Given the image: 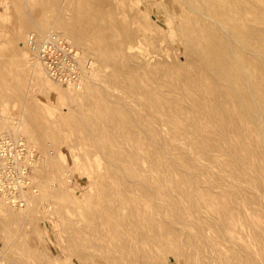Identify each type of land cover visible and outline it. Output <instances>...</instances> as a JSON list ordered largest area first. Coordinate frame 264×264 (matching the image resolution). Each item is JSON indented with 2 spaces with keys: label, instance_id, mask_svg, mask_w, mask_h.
Masks as SVG:
<instances>
[{
  "label": "rangeland",
  "instance_id": "rangeland-1",
  "mask_svg": "<svg viewBox=\"0 0 264 264\" xmlns=\"http://www.w3.org/2000/svg\"><path fill=\"white\" fill-rule=\"evenodd\" d=\"M88 1H90L91 3L90 2L88 3ZM88 1L87 0H79V1H77V0H0V150L3 151V154L0 155L1 156L0 165L5 167V168H3V167L0 166V174H7L8 173L7 177L9 178L7 180L8 181V186L7 187H4L2 185L0 186V264H82V263L83 264H115L116 262H117V264H121L122 262H125L126 264H129V263L132 264L133 261L136 262V263L133 262V264L134 263L135 264H139L140 262L142 263V261H144L145 259H149L150 260V258H149L150 255L152 257H153V255H155L153 257V259H155V261H153L152 258H151L152 262H155V263H152V264H190V263L192 264V261H193V264H194V262H199L197 264H201V263L205 264V262H206V264H224V263L225 264L226 263L227 264H238L239 262H240L239 264H252V263L253 264H255V263L256 264L257 263L258 264H264L263 263L264 262V260H263L264 259V253H262V252H264V236H263L264 234L261 233L262 234L261 235L258 232L260 230V227H263L262 225H264V193H263L264 192V160H263L264 159V154H263V156L261 154V152L264 153V149H263L262 145L260 146V144H258V148H257V146H255L256 142H258L256 138L259 139L260 137H259V135L256 134L257 133L256 131H255L256 133H253L254 130L252 128H254L253 127L254 125L252 124V122H251V124H250V121H247V120H243L244 122H242V119H243L244 116L241 115V112L240 113L237 112L239 115L237 113H235L233 115V117H234L237 114L238 116L236 115V117L240 116L239 117L240 119L237 118L235 120L236 117L234 119L233 118L232 119L235 121L234 124L237 123L236 121L238 119L241 120L240 122H242V123L239 122L240 127L241 126H242L241 128L245 127V130H242L241 133H240V131L238 130L239 129V125L237 123L236 131L234 132L235 136H233L234 139L236 140V143H237V141H240V138H241V142L240 143H242V141H244V142L248 143V145H249L243 151H242V148L240 147V150L243 152V154H241L242 156L238 155V154L242 153V152H239L240 150H239L238 146H239L240 143L237 145L235 143V140H233V139L231 140L232 137H231L230 134L234 131V128H233L234 126L230 127L229 129H227V131L229 132V130H231L233 128V131L231 130L230 133H229L231 138L227 137V136H229V135H227L228 133H226L227 131H225V133L224 132L222 133L219 130V133H222L221 135H223V136L226 135L224 140L228 139L229 141L231 140L230 142L234 141V142H232L233 144L231 143V145H233V146H228L230 144H228L227 141H226L227 145L225 143L224 144L222 143V142H225L222 139L224 137H222L219 134L221 136V138H219L220 136L218 135V130H216L215 127L213 126V125H215V126L219 125L218 123H220V122L217 121L219 119H215V122H214L215 124L214 123L211 124V122L207 121V119H208L207 117H206L207 118L206 120L203 119V118H205V117H202L203 115L198 117L200 114L199 115L197 114V116H196L197 119H196V117H195L196 111H195V113L194 112L190 113V110H192L193 108L197 107V105H196V103L194 105V103H193L194 101L191 102L192 100L191 101L189 100L191 103H193V105H192L188 101V97H186V96L189 94L188 96H189L190 99L192 97H194V96L196 98H199L197 96H201L203 88L207 89V85L205 86V85L201 84L203 88L202 87L199 88L200 84H198V79H199V77H201L199 74H201V72H203V71L200 69L201 70V71L199 70L200 73L196 72L199 69L198 65L200 63H199V61H197L194 58H192V56L189 54V50H188V48L186 46L187 42L185 40V37H183L180 34L181 33L180 27L182 26L183 23H185V17H186V13L184 12L185 13V17H184V14H183V11H182L183 10V6L181 4V1L180 0H123L122 2H125L124 5L121 4L122 2L119 3L121 0H114V1L113 0H108V1L100 0L102 2H99L97 0L96 2H98V3H96L95 0H94L95 3L93 2V0L92 1L88 0ZM103 1L106 2L105 3L106 5L103 4L104 3ZM107 2H110V3H107ZM128 2L131 3L133 8L131 7V5ZM86 4H87V6H86ZM89 5L91 6V8H90ZM112 5H115V6H112ZM111 6L115 7V8L116 7L119 8V6H120V8L119 9L116 8V10H115ZM99 7L102 8V9L100 10ZM130 8H132V9H130ZM120 9H121V11H118ZM137 11H139V12H137ZM174 11H175V13H174ZM107 12L109 14H107ZM135 12H137V13L135 14ZM177 12H182V16L180 15L181 18L183 17L182 19L180 18V16H177V15H179L181 13H177ZM137 14H139L138 15L139 18L137 16ZM107 15L108 16L111 15V17H110L111 19L108 18ZM122 15H124V19L125 20L122 18L123 17ZM102 16H103V18H104V16H106L107 20L106 19L104 20L102 18V21H100ZM134 17L139 22H141V26H140V23L138 24V21H136V19ZM132 18H134L135 21H133ZM142 18L143 19L146 18V20L145 19L141 20ZM168 18H170V19H168ZM179 18H180V20H179ZM46 19L48 20V22L46 21ZM50 19H52V20H50ZM110 20L113 21V22H111ZM121 20H124V21H122L121 24H119ZM172 20H173V22H171ZM41 21L42 22L45 21V24L42 25L43 23ZM131 21H133V23ZM142 21H144V23L146 21V23L143 25ZM179 21H181L182 23H180ZM186 22H187V20H186ZM75 24H77V25H75ZM112 24L114 26L116 25L115 26L116 29H115L114 26L111 28ZM122 24L123 25L125 24V25L123 26ZM41 25L44 26V27H42ZM119 25H122V26H119ZM145 25H147L148 28H146ZM74 26H75V28L76 27L77 28L74 29ZM172 26L173 27L175 26L174 27L175 30L178 29V31L176 30L177 32L175 30L172 31L173 35L178 33V35H181L182 38H178L177 37L178 35L176 37L175 36L173 37L172 33H170V31H169L170 29L171 30L173 29ZM19 27H21V28H19ZM66 27H68V29L72 31L71 34H73L75 39L70 34L71 31H69ZM71 27L74 29L75 32L72 30ZM80 27L83 29V31H84L83 34H85V35L80 34L82 32V29ZM85 27H89V29L87 28L89 30L88 31L89 33H87V30H86ZM122 27H124V28H122ZM125 27L127 29V30H125V31H127L126 32V36L123 35L124 34L123 30L125 29ZM143 27L146 29L145 31H144ZM36 28L37 29L39 28V30L35 32V30H37ZM18 29H19V33H18ZM62 29H65V30H62ZM90 29L92 30V32H90L91 31ZM112 29L115 30V31L117 29H120V30L123 29L121 31V36L119 35L120 32H116L115 33ZM140 29H141L142 33L139 31ZM49 30H51V31H49ZM120 30H118V31H120ZM132 30H133V32H132ZM53 31L54 32L57 31L58 34L57 33L56 34L60 36L61 40L63 41V46L68 48L67 49L68 52H65L64 50H59V52H60L59 56L61 58H60V60L57 59L56 62L54 64H52L53 66H50L51 67L50 68L48 66V64H46L39 57H37L34 52H32L30 50V52H31L30 53L27 50V48H25L23 46L21 47L20 45H22V43L25 42V38L27 37V35L30 32H35L37 35H40V33L41 34L42 33L47 34V33H53ZM58 31L62 34V36L63 35L64 36L62 37ZM168 31H169V33H168ZM76 32H79V33H77L75 35ZM93 32L96 33V37L95 38H94L95 33H93ZM110 32H112V33H110ZM129 32H131V34H132L131 37H130L131 34H129ZM138 32H140V33H138ZM66 33L68 34L67 36H66ZM91 33H92L93 36L92 35L90 37L87 36V35H90ZM97 33L99 34V36L101 35L103 37L100 36L101 37L100 38ZM111 34H113L114 37ZM115 34H117V35H115ZM170 34H171V36H169ZM78 35L79 36L82 35V36H80V37H82V40H81V38H79ZM104 35H105V37H104ZM118 35L120 37L124 36L123 37V38H125L124 44H123V40H121L123 38L120 39V37ZM24 36H26V37H24ZM76 36H78L77 37L78 41L76 40ZM84 36L88 37V38L86 37L87 40L84 39ZM116 36H117V39H115ZM118 37H119V40L121 42L118 40ZM172 37H173V39L176 38L177 40L175 39V41H174L172 39ZM62 38H64V39H62ZM170 38H171V41H170ZM179 39H183L182 40L183 42L180 41ZM79 40L81 41V43L79 42ZM82 41L87 45V47H84V44H82ZM87 42L89 43V45H88ZM116 43H118V45L121 44V45H119L121 47L120 48L117 47L118 45ZM183 44H184V48H183ZM97 46H99V47L96 48ZM178 46H179V48H178ZM90 47H92V49H93L92 53H91V48ZM77 48H78V52L79 53L76 51ZM105 48L109 49V51H107V53L108 52H112L113 53V54L109 53V54H111L112 57L114 56L113 58L115 59V63L116 64H114L113 67H112L111 64H108L110 66L107 68L108 65L106 63H114L113 62L114 60H112V58H111V56H109V54L107 55V53H105L106 52ZM23 49H24V51H23ZM101 49H102V51H101ZM89 51H90V53H89ZM95 51H97V52H95ZM94 52H95V55H94ZM100 52L101 53L104 52L105 55L102 54L103 56H101ZM64 54L66 56H64ZM76 54H77L78 57L76 56ZM81 54H82V56H81ZM99 55H100V57H99ZM28 56H30V57H28ZM23 57H24V59H23ZM97 57H98V59H97ZM81 58H83V59H81ZM90 58H93V60H91ZM94 58L97 60V62H96V60H94ZM105 58H107L106 61H105ZM186 58H187V60H185ZM108 59L110 60V62H108ZM188 59H190L192 61L193 65L191 64V62H188ZM32 60H35L36 63H35V61H32ZM62 61L64 63H62ZM90 61H92V62H90ZM86 62H87V64H86ZM101 62L103 63L102 64L103 66L104 65L106 66V67L105 66L103 67L101 65V67H103V70L101 69V67H98V65L100 66ZM120 62H121V64H120ZM176 62H177V64L179 63V67L177 65H173L174 63L176 64ZM90 63H91V65H90ZM92 63H94V65ZM187 63L188 64L190 63L189 64L190 68L188 67L189 65H187ZM34 64L38 65V70L39 71L36 69L37 65L35 66ZM159 64L161 66L163 64H165V65L168 64L167 67H169V65H171V67H169L166 70V67H164V65L161 67ZM181 64H182V66H181ZM43 65L44 66L46 65V67H44ZM92 65H93V67H92ZM117 65H119V66L117 67ZM90 66H91V68H90ZM174 66H176V67H174ZM184 66H185L186 69H182V67L184 68ZM192 66H194V67H192ZM33 67H36L35 69L38 72H40L39 73L40 75L38 74L39 77H37V74H35L37 71L34 70ZM39 67H41L42 69L39 68ZM94 67L97 68V69L95 68L97 71L94 70V72H93L92 69H94ZM177 67L178 68L181 67V69H180L181 72L183 70H185V72L184 71L182 73L179 72V73L182 74V75H179L177 73L179 71ZM191 67H192V70H191ZM44 68H45V71L46 70L49 71L50 69L51 70L54 69L55 72L58 71V72H56V74L57 73H61L62 78H59V77L55 76V77H57L58 80L57 79H56V81L48 80L51 83L48 82V81L44 82L43 80H46V78H47V77H45L44 79L42 78L43 74L45 75V73L41 72ZM104 68L106 69V71H105ZM172 68L173 69H177V71L176 70L174 71ZM187 68H189L190 70L187 69ZM82 69H85V70H82ZM160 69L163 72H161ZM252 69L255 70V66H253ZM116 70H117V72L114 73ZM172 70L175 72L173 76L175 77V75H176L175 79L178 78L179 81L178 80H174L173 78H171L172 76L169 74V72L170 71L172 72ZM193 70H194V72H192ZM254 70H252V72H254ZM95 71L98 72V75L95 74ZM110 71H112V73H109ZM118 71L120 72V75H119ZM167 71H168V73H167ZM187 71L190 74H192V73L195 74V75L197 74L195 76L196 78L198 77V75H199V77L197 79H194V80L193 79L189 80L190 77L191 78H195V77L188 75L189 73L186 75ZM41 73H42V75H41ZM104 73H105V75H104ZM162 73H164V75H162ZM67 74H68V76L64 78L63 76L64 75L66 76ZM86 74H87V76H86ZM160 74L164 78H167V77L169 78L170 77V79H166V80L164 79L166 81V82H164L163 81V77L159 76ZM166 74H167V77L165 76ZM171 74H173V72ZM183 74L187 76V77L185 76L184 79L187 80L188 83L185 80H183V77L181 78V76H184ZM82 75H84V76H82ZM95 75H96V77H95ZM108 75L110 77H108ZM113 75H114V78H116L115 80H113L114 78H111ZM201 75H203V73ZM156 76H157V78H156ZM151 77H153L154 79L153 78L151 79ZM186 78H188V79H186ZM47 79H49V78H47ZM75 79H77V80H75ZM102 79H103V81H102ZM160 79H162L161 82L163 81L165 83V85H163L164 83L163 84H161V83L158 84L159 83L158 81ZM80 80H82V81H80ZM106 80L107 81L110 80V81L106 82ZM154 80L155 81L157 80L158 83L155 82ZM167 80L170 81V85H167V87H165L166 84H169L167 82ZM196 80H197V83L194 84L193 81H196ZM59 81H61V82H59ZM152 82H154V83H152ZM175 82L177 83V85L179 87L176 85ZM173 83L177 86V90L174 89V87L171 89ZM180 83H181V85H180ZM186 83L187 84L190 83V85H191V83H193L191 85L192 88L189 85H188V88H186L187 85H184ZM75 84H76V86H75ZM129 84L131 86H129ZM132 84L133 85L135 84L137 86V87L136 86L135 87L139 89L138 90V89H136L134 87L135 91L137 93H138V91L142 92L144 94V96H141L140 95L141 93L137 95V93L135 92L136 95H137V98H135L134 96H136V95L133 96L134 88H132ZM147 84H151V85H147ZM154 84H155V87L157 85L158 88H160L159 89L160 92L157 91L158 88L156 90L155 87H150V86H152ZM174 84H173V86H174ZM48 85H50V86L48 87ZM114 85H116V86H114ZM143 85H145V89L143 88L144 87ZM159 85H161V86H159ZM107 87L110 88V89H108ZM149 87L152 88V90H153V88H155L156 91L152 92V90ZM84 88H85V90H84ZM114 88H116V89H114ZM126 88H128L129 90L126 89ZM141 88H143V89L141 90ZM147 88H148V90H147ZM167 88L171 89V90H167ZM183 88H185V90H183ZM194 88H196L197 90L194 89ZM161 89H164L163 91H166L168 96H167V94L165 92H162ZM187 89H189L190 93H188ZM174 90H175V92H174ZM182 90H183V92L185 91L184 95H183ZM144 91L146 92V95L148 94L147 95L148 96L147 99H145V101L147 100L145 103L148 102V105H149V103L152 102L153 104L156 105V107H155V105H152V103H150V105H149L150 107L153 106V109H154V110L153 109L151 110V108L149 109V111L151 110V112L154 111V112H152V115H151V113L149 111H148L149 115L147 114L148 112H147L146 108L147 109L149 108L148 105H145V110L146 111L144 110L147 113L141 111V109L144 108V106L138 101L142 100L141 102L143 104H145L143 102L144 101L143 98L145 97ZM198 91L201 94L198 93ZM101 92H103V93H101ZM114 92L117 95L114 94ZM194 92L198 93L200 95H198V94H197V96H196V94L193 95ZM155 93H158V94L155 95ZM159 93H165L163 98L167 96V98L163 99V102L161 101L162 97L159 96V95H162V94H159ZM178 93H179V95H178ZM126 94H127V96H126ZM173 94L177 97L176 99L178 100V102L174 101V104L176 102L177 105L178 104L182 105L181 107H183V105L186 106V107L185 106L183 107V111L182 112H181V108L177 109V111L180 110L179 112H176V110H173V111H175V112H172L173 115L175 113H178V115H179L180 113H183L184 110H186V109H188V110L185 111L186 113H188V111H189L191 116L193 115V117H191V116H189L186 113H184L185 115L183 114L185 117L186 116L190 117V118L186 117L185 118L186 120L184 119V123L182 125L185 128H186V125H184L185 123L188 124V122L190 123L191 121L202 122V123H200V125H199V122H198V124H197V122H194V123H196V126H195L196 129L193 128L194 123L191 122V124H188L190 126L189 127L187 125L188 129L190 128L189 131L188 130L186 131L188 134L184 133L185 131L182 132L183 130H186L185 128L180 127L181 126V124H180L181 122L180 121L183 122V120L180 119L179 124H175V122H172L173 120L172 121L170 120L173 116L171 117V115H170V119L167 118L168 111H167L166 107H168L169 105L173 106L174 104H172V103H173L174 99L170 100V102H172V103L169 102L170 104L168 102L166 104L165 101L168 98L169 99L174 98ZM185 94H187V95H185ZM211 94L214 96V94L212 92H211ZM211 94L209 93V94L206 95L207 98L208 97H209V99L211 98L210 101L213 100ZM128 95H129V97L132 98V100L133 99L134 100L132 101L131 98H128ZM153 95H155V97ZM170 95L173 96V97H171ZM180 95H182V97ZM138 96L140 98H138ZM141 97H142V99H141ZM151 97H152V100H151ZM179 97H181V99L184 100L185 103H184V101L182 102ZM117 98L119 99V101H118ZM124 98H126V99H124ZM114 99H117V100H114ZM137 99H140V100L137 101ZM159 99H161V100H159ZM209 99H206V101H209ZM122 100H124V102ZM135 100H136V102H134ZM158 100L160 102H162L161 103L162 105L160 104V102H156ZM154 101H155V103H154ZM179 101H181L184 104L179 103ZM93 102H94V104H93ZM131 102H132V104H131ZM209 103L211 104V102H209ZM212 103H214V100L212 101ZM134 104H135V106H134ZM138 104H139V107H138ZM157 104H158L159 107H160V105L164 107V108H162L164 111L163 110H162L163 112L161 111L162 114L165 111H167V112H165L166 114L164 116L167 118L166 120H168L167 121L168 124L165 123L166 120L164 121L165 117L163 115H162L163 117L160 115L161 114L160 113V109L161 108L159 109V107H157ZM176 104L174 106L177 107ZM186 104H188V105H186ZM84 105H85V108H84ZM96 105H97V108H96ZM179 105H178V107H180ZM199 105L200 104H198L197 108H199ZM189 106H190V109H189ZM209 106H211V105H209ZM129 107H131V108H129ZM125 108H126V110H125ZM156 108H158V109H156ZM129 109H130V111L134 110V114L130 113ZM168 109L170 110V107ZM99 111H100V113H99ZM136 111H137V113H136ZM171 111L172 110L169 111L168 115L170 114ZM139 112L140 113H145L143 115L140 114V118L141 119L138 117L139 116L138 115ZM135 113L138 116L136 115L135 119H133V117L135 116ZM146 114L149 117L153 116L154 114L157 115L158 117L156 116V119H150V122H149V119H148L149 117H147ZM141 115H142V117H141ZM175 115H176L177 118L175 117ZM175 115H174V118L176 120H179L178 119L179 118L178 115L177 114H175ZM126 116H128V117H126ZM182 116H181V118L183 119ZM153 117H155V116H153ZM136 118L137 119L139 118V120H138L139 123H136V121H137ZM145 118H147L148 120H146L145 124L143 123L144 124L143 128L145 129V126H147L148 128H146L144 130L140 125H141V122H144V120H142V119H145ZM157 118H160V123L157 120ZM91 119H92V121H91ZM187 119H191V120H187ZM151 120H154V122L157 121L160 126H156V125H158V124H156L157 122L154 123ZM263 120H264V118H263ZM119 122L120 123L122 122V123L120 124ZM126 122H128V123H126ZM147 122L149 124L153 123V125H150L151 126L150 127V126H148L149 124ZM171 122H172V125H171ZM176 122H178V121H176ZM132 123L133 124L135 123L134 126H137V124H138L137 128L133 126L137 130V131H135V133L138 136H137V138H135L136 140L135 139H131V141H133V142L135 141V143L130 145L132 142H130V144L128 143V141H129L128 140L129 138H127L128 135H126V136H124V135L127 132H128L127 134H129V130H130L129 137L131 136L132 133H134L133 131H131L132 130L131 129V127H132L131 125H133ZM146 123H147V125H146ZM163 123H164L165 126L163 125ZM206 123H207V125H209V128H207ZM221 123H222V121H221ZM247 123H249V126L250 125L251 126L253 125V126L247 128V126H248ZM124 124H125V126H124ZM166 124L169 125V126L167 127ZM201 124H203V125H201ZM174 125H176L178 128L175 127ZM204 125L206 126V128H205L206 133L213 131V128L211 129L210 127L211 126L214 127V133H216L219 136V137H217V135H216V139L214 140V142L217 145V143L220 142V141H218L220 139L221 143H222L220 145L225 146L224 148L221 146L222 149L220 150V152L223 151L224 149H227V148L231 147V149L225 150L226 152L223 151L225 154L223 152H221L224 155H226V156H224L225 160H223V157H222L223 154H220V152H219V150H218V148L216 146H215V148H217V149L212 148L214 146V145L213 146L211 145V144H213L211 142V141H213V139L212 140L210 139L211 141L209 140V142L205 140L206 141V145H207V143H210V147L209 146H207L206 148L204 147L203 142H205V141L203 140V138L205 136H207V135H204V134H206L205 131H203L204 130V128H203ZM220 125L216 126L217 129H220ZM118 126H119V130H118ZM126 126H128V127H126ZM154 126H156V127L152 131V128ZM198 126L199 127L203 126V127H201L202 130L201 129L198 130L197 129ZM123 127L125 129L126 128L128 129V130L127 129L125 130L126 131L125 134H124L125 131L122 132L124 130ZM158 127H161L160 128L161 130H166L167 128H169L172 131H170L169 133H166V132H168L167 130H169V129H167L166 132L165 131L162 132L161 130H157ZM191 127L194 130L191 131V129H192ZM139 128H141V131L138 130ZM135 129H133V130H135ZM174 129H176V130L174 131ZM179 129L180 130L183 129V130L180 131ZM246 129H248V131H246ZM249 129L252 132L249 131ZM142 130H143L144 133H142ZM94 131H95V133H94ZM138 131L140 133H142V134H145V135L138 134L139 133ZM147 131H151V132L148 133ZM160 131L163 134L166 133L169 136H170V133H171V137H172L171 140H173V139L176 140V137H177L176 134H179V135L183 134V135L180 136V138L183 137L184 139L183 138L180 139L178 137L176 141L173 140L174 142H176V145H174V144H172L173 142L170 140L171 137H169V136L167 137L166 135L163 136V134H161ZM198 131H200V132H198ZM99 132H100V134H99ZM154 132H155V135H154ZM157 132H159L160 134L158 133L159 135H156ZM135 133L132 135V137H134V136L136 137ZM189 133H191V134L193 133L192 134L193 136L191 134H189ZM201 133H202V135H204V137L201 136ZM211 133H208V134H211ZM234 133H232V134H234ZM236 133H237V135H236ZM249 133H251V135ZM172 134H174L176 137L174 135H172ZM247 134H248V136H247ZM89 135H90V137H89ZM101 135H102V137H100ZM121 135H123V137H121ZM140 135H142L143 137H140ZM151 135H152V137H151ZM185 135H186V137H184ZM239 135H240V138H239ZM83 136L86 137V138H84ZM144 136H148V138L146 139V137H144ZM157 136L162 137L163 140L162 141H161V139L159 140V137L157 138ZM165 136H166V139L169 138L168 141L165 139ZM195 136H197V137L200 136V139L198 138L199 140L197 139V137L195 139L198 142L193 140V138ZM214 136H215V134H214ZM254 136L256 137L255 138L256 142L253 141V139H254L253 137ZM104 137H106V138H104ZM209 137H210V135H208L206 137V139L208 140ZM138 138L141 139L140 141L142 143L138 140ZM185 138H187V139L191 138L193 141L187 140ZM217 138H219V139H217ZM263 138H264V134H263ZM101 139H102L103 142L101 141ZM149 139H151V140H149ZM157 139H158V141H157ZM178 139L180 140V142H179ZM201 139L203 140V142H202ZM19 140H20V142H19ZM144 140H146V141L144 142ZM154 140H155V142H154ZM185 140L188 141V142L187 141L186 142L189 144L188 145L189 147L191 146V148L193 146L195 147L196 143H198L197 145L200 144V146H199L200 148L199 149H201V154L202 155H203V151L206 150V152L204 151V155L202 156L199 153L200 150L198 149V147H195V148L193 147V149H191L188 146H186L187 143L185 144V142H184ZM136 141L140 142L139 143L140 145H142V144L144 145V143H145L144 146L142 145L144 148H145L146 145H147V147L150 146V149H146L147 147L145 148L149 152L148 151L145 152L143 147L141 148L139 146L138 142H136ZM160 141L163 144L166 141L165 142V144H166L165 147L167 148L166 152H165V147L163 146V144ZM182 141L184 142L185 148L183 147V145L180 146V143L183 144ZM151 143H155V144L148 146V144H151ZM111 144H113V145H111ZM114 144H116V146ZM137 144L139 146L138 148L140 149V151H138L139 149L137 148ZM160 144L163 147H161ZM177 144L179 145V147H177L178 146ZM235 144L237 145V147H236ZM134 145H135V147H133ZM156 145H157V148H156ZM121 146H122V148L124 150L121 148ZM130 146H132V147H130ZM170 146H172L171 147L172 148L171 151H169L170 149H168V147L170 148ZM226 146H228V147L226 148ZM202 147H204V148H202ZM208 147L210 149L211 148L213 149V150L211 149L212 151L209 149V151H211L212 154L214 153V155L216 154L215 157H214V155H212L207 150ZM218 147H220L219 143H218ZM259 147H262L263 151H261V149ZM110 148H112V149H110ZM114 148H116V149L114 150ZM152 148H153V150H152ZM236 148H238V149H236ZM107 149H109V150H107ZM135 149L137 150V151H135L136 153L133 151ZM176 149H177V152H176V154H174ZM194 149H195V154L193 153L194 151L192 152V150H194ZM118 150H120V153L122 152L121 153L122 155L120 154L121 156H123L122 159H124L125 157L128 158V159H125V163H122V162H124V160L122 162H119V161H121V158H117L116 159V157H120V155L116 156V154H117L116 151H118ZM128 150L132 151L134 154L131 153V156H130V154L128 153L129 155H127L126 152H128ZM173 150H175L174 153H173ZM228 150H231V151H228ZM110 151H111V153H110ZM143 151H144V153H147V152L150 153L149 156L151 158H149V156L147 155L148 153L145 154V156H146L145 157ZM184 151H186V153L188 152L187 155H189V156L194 154L193 156H190V158L188 159L190 161L187 160V158L189 156H186V153H183ZM244 151H246V153L247 152H249V153L247 155H245L246 153ZM137 152L138 153L142 152V153H140V154H143L142 158L138 157L140 154H138ZM158 152H160V153H158ZM179 152L182 153V154H179ZM208 152H209V155H208ZM228 152H230V156L231 157L228 155L229 154ZM231 152H233L234 154H232ZM236 152L237 153L239 152V153L236 155ZM164 153L165 154L169 153V154L166 156V155H164ZM123 154H125V155H123ZM156 154H157V157L162 158L161 156L164 155V158H166V159L162 158L163 161L161 163V164H163V162L166 161V163L164 162L166 164V166L164 164V166L166 167V170L163 167V165H161V164H160L161 166L159 165L160 167H162L165 170V172H163L164 170L162 168H160L163 173L160 171L158 166H156V169H154V167H155V166H153V165H155L154 163L156 162V160L158 161V159H160V158L155 157ZM210 154H211V157H210ZM218 154H219V157H221L220 160L221 161H225L224 163H226V165L221 163L222 167H225L227 169V167H229V164H227V163H229V161H230V167L229 168L231 169V171L229 170V174L226 173L227 170L225 168L223 169L221 167V164L220 165L218 164V163H220V161H216L215 160V159L218 158ZM109 155H111V156H109ZM180 155L183 156L182 160H181L182 157ZM195 155H197V157L199 155V157L196 158V159H193V158H195ZM205 155L207 157H210L211 161L214 160L212 162L215 165H213L212 162L208 158H207V160H208L207 161L205 159L206 158ZM244 155L246 156L245 158H243ZM177 156H179V157L176 158ZM28 157H30L29 161H28ZM131 157H132V159L134 157V159L132 160ZM135 157L139 158L137 161H139L141 159V163L139 162L140 164L138 162L136 163V161H134V160L137 159V158L135 159ZM232 157H234V158H232ZM237 157L240 158V159H238ZM154 158H156V159L153 161ZM191 158H192V160H191ZM118 159H119V161H118ZM169 159H171L172 163H170L171 161ZM184 159H186V160H184ZM197 159L198 160L199 159L200 160L204 159L203 162H205V164L202 161H200V160H199L200 163L197 162ZM113 160L117 161L116 162L117 164L113 163V162H115ZM127 160H129L131 162V163H128V164H131L132 167L134 165L135 168L133 167V169H130L128 165L126 166ZM174 161H176V162H174ZM191 161H192V163H191ZM193 161H194V163H193ZM206 161L207 162L210 161L211 165L207 164ZM226 161H228V162H226ZM148 162H150L152 164V166H150V163H148ZM244 162H245V165H243ZM145 163L146 164L148 163V164L146 165ZM177 163H179V166H177L178 165ZM156 164H157V162H156ZM116 165H118V166H116ZM172 165L173 166L175 165L173 167V169L175 168L174 170L171 169ZM180 165L182 167H180ZM203 165H206V168H204ZM242 165L245 166V167H243ZM247 165H248V167H247ZM139 166H140L141 170H140ZM145 166L146 167L148 166V168H149V166H150V168L153 167L152 168L153 172H152L151 169H149L150 170L149 171L148 168H146ZM201 166H202V169H199ZM212 166L213 167L216 166V167L213 168ZM168 167H169V170H168ZM178 167H179V170L176 169ZM143 168H145V173H148L149 175L144 173V171L142 170ZM195 168H197V169L195 170ZM244 169H245V171H243ZM117 170H118V172H117ZM155 170H156V172H155ZM121 171H123V172H121ZM175 171H177L176 172L177 174H175ZM188 171H190L191 175L189 174ZM215 171H218L219 174L221 175V176H218L219 179H220L219 180L220 183L217 181L218 182L217 185L212 183V182L217 183V182H215L216 180H214V179L218 180V177H216V176L219 175V174H218V172L215 173ZM233 171H235V173ZM157 172H158V174H157ZM170 172L173 173V174L171 175ZM213 172H214V174H212ZM119 173H121L120 176H119ZM139 173H140V175L138 176ZM150 173L151 174L155 173L156 175L155 174L151 175ZM165 173L167 175H165ZM185 173L187 174L186 176H188V175L191 176V178H189L190 180H188V177H190V176L185 177L189 182L185 178H184L185 180L182 178L183 174L185 175ZM195 173L198 174V175H196ZM199 173H200V175H202V177L199 176ZM20 174H21V176H20ZM116 174L118 175V177H117ZM124 174L126 176H129V177H124L123 176ZM209 174H212L211 175L212 177ZM135 175H136V178H135ZM153 175H155L154 177L156 178L155 179L156 181H153L154 177H153V180H151L152 179L151 176H153ZM157 175H160V176H158V180H157ZM169 175L172 177V179H171V177ZM180 175H182L181 176L182 179L180 178ZM146 176L147 177L149 176L148 178H151L149 180L150 182H148L149 183L148 185L146 184L147 182H145V181H148L147 180L148 178ZM161 176L164 179H162ZM175 176H177L179 179H181L182 181L184 180V181L182 183L180 182L181 184L177 183V181H179V179L177 177H175ZM232 176H234V177H232ZM116 177L118 178V180H117ZM120 177H121V180L123 178H126V180L123 179L122 182H121ZM143 177H145L146 179L143 178ZM194 177H196V178H194ZM206 177H208L209 184L211 183L210 186H208V184H206V182H207V178ZM213 177H214V179H213ZM220 177H222V180H223L224 183L222 182ZM225 177H228V178L226 179ZM137 178H138L139 181H143V182L142 183L140 182V184H138L139 181H137L138 183H136V181L134 179L137 180ZM159 178H161V179H159ZM201 178L204 179L206 182L204 180H202ZM209 178H211V179H209ZM235 178H236V180H235ZM111 179H112V181H111ZM166 179L168 180L169 183L166 181ZM192 179H194V180L196 179L198 181L197 182L195 180L196 187H192L194 185V181ZM212 179L214 181H212ZM231 179H232V181H230ZM248 179L251 181V183L249 182ZM25 180H27V181H25ZM65 180H66V183H65ZM127 180L128 181L131 180V182H128ZM161 180H162V183H160ZM191 180H192V182H191ZM116 181H118V182H116ZM124 181H127V182L125 183ZM157 181L159 183H157L158 185L155 183V185H157L159 188L157 186H155L154 183H153V182H157ZM200 181L205 183V184H202ZM103 182H105V183H103ZM172 182H173V184H172ZM190 182L192 184L189 185ZM228 182H231L230 185H229ZM254 182L257 183V184H255ZM129 183H131V185L133 187L132 193H131V190H129V188H128V187H130ZM135 183L137 185L134 186ZM197 183H199V185L202 186V187L200 186L201 189L204 186H206V185L209 188H206L207 186L204 187V188L210 189V187L213 184V189L211 187L210 190H212L213 192H215V190H216V192H217L216 194L217 195L213 194L212 191L205 190V189H202L203 190L202 191L200 189L201 192L202 193L204 192L203 194H205V195H203L200 192L201 193L200 196H199L200 198L199 197L198 198L202 202H199L198 198H196L198 196V194H199L197 192V195H196V191H198V189L196 191H194L195 188H197V187L199 188V185H197ZM142 184L144 186H142ZM151 184L153 186H151ZM160 184L163 185V188L165 187V190H167V192H165V193H168V194L164 193L166 195V197H164L163 194L161 195V193H163L164 189L162 190V186ZM166 184H168V186H169V184H172V185H170L171 188H168ZM184 184L188 185L187 186L188 191H189V189L191 190L188 193V195L189 194L190 195L192 194L193 196L195 195L193 198L189 196L190 197L189 200L191 199L190 200L191 201V206H192V203H193L194 208L193 207L192 208L198 210V211L196 210L197 214H196V212H194L195 210L193 211V209H191L190 207H187L188 203L190 204V202L187 199L188 196L184 197V199L186 198V201L184 199L182 200V197L184 196V194L186 195V193L188 192L183 187V186H186ZM223 184H225V185H223ZM115 185H116V187H115ZM124 185H125V187H124ZM139 185L142 186L141 189L139 188L140 187ZM178 185H179V187H178ZM181 185H183L182 187L184 188V191H186V193L183 191V188L180 187ZM231 185H232V187H231ZM117 186H119L118 187L119 189L117 188ZM121 186L124 189L121 188ZM145 186H146V188H145ZM154 186H155V188L157 187L158 190L155 189V190L152 191V188ZM174 186L176 188H179L178 190H180V191L177 190L178 193H180L182 191L184 192V194H183V192L181 193V195H183V196H180V194H179L178 195L179 198H177L178 196L176 197V195L178 193H176V195L174 197L175 192H177L175 190ZM32 187H34V188H32ZM132 187H130V188H132ZM143 187L145 189H147L148 187L149 188L152 187V188H150V191H148L149 190V188H148L147 192H145L146 190ZM160 187H161V190H162L161 192L159 191ZM214 187H217V188H214ZM224 187H226L228 189V191L230 190L229 191L230 192L229 197H228V193L229 192ZM229 187H230V189H229ZM254 187H258V191L259 192L257 191V188H254ZM116 189H118V190H116ZM121 189L123 191H120ZM143 189H144V191H143L144 193L142 192L143 194L142 193L140 194V192ZM168 189L170 191L172 190V193H171V194H173L172 197H170L171 195H170V191ZM173 189H174L175 192L173 191ZM217 189L220 190L221 194L222 193L224 194L223 191L226 190L225 194L227 195L228 199H223V198H227V197H224L225 194L224 195L222 194L221 195V196H223L222 198L218 197V200H220V198H221L220 201H217V199L214 200V198H216L218 196V194H219V190H217ZM247 190H248V192H247ZM125 191L127 192L126 193L127 195L124 194ZM207 191L211 192L212 195H216L215 197H213L211 194L208 193L210 198H211V196L213 197V200H214L213 202H215V203L216 202L217 203L220 202V204H217V203L216 204L217 205H221L222 204V206H216V204L215 205L213 204L211 206V204L213 203L211 201L212 198L211 199L209 197L207 198V196H208ZM109 192L111 193L112 197H111V195L109 196V194H110ZM120 192H122L123 194L122 193L120 194ZM150 192L152 194H150ZM156 192H157L158 195L156 194ZM158 192H160V193H158ZM236 192L238 193L237 195H236ZM145 193H146V195L148 193V194L151 195V197H153V200H152L150 195H147V196H149V198L147 199L148 203H147V201H146V203L148 204V208L150 210L147 208V205H146L145 201L143 200V198L146 197V195L142 196L143 198L141 197V195H144ZM193 193H195V194H193ZM114 194H115V196L117 198L113 196ZM117 194H118L119 197L117 196ZM139 194H140V196H139ZM239 194H241V195H239ZM95 195H96V197H95ZM107 195L109 196V198L111 197L114 200V202L112 201V199H108ZM13 196L16 197V198L14 199ZM73 196H74L73 200L75 199L74 200L75 202L73 201L75 205L72 204L73 205L72 206L71 205L72 200H68V197H73ZM76 196L79 198V201H80L79 203L80 204L76 203L78 201V198H75ZM120 196H122V198ZM129 196L131 197L130 200L132 199L130 201L131 204H130V202H128L129 201V198H128ZM159 196L161 197V200H160V198H157ZM125 197L127 198V200L125 199ZM201 197H205V198H201ZM146 198H145V200H146ZM165 198H167V200ZM194 198H196V200H198V201H196ZM239 198L241 199V201L242 200L244 201V199L246 200L245 201L246 202L245 206H242V207L244 208V207L247 206L248 207L247 211L244 210L245 208L241 209L242 207L241 208L239 207V206L242 205V203L240 201H238ZM105 199L109 200V201H112V202L111 203L109 201L107 202ZM119 199H120V201H119ZM122 199H123V201H122ZM149 199H151L152 201L149 200ZM206 199L208 200V202L210 201L209 202L210 204L207 201H205ZM249 199L251 200L252 203L250 202ZM137 200H138V202L140 204L137 203ZM223 200H226V202L228 201L227 203H229V201H230V203L232 202V204L235 206V207H233L234 210H232V207H231L233 205L227 206L229 208L231 207L230 211L228 210L229 208L228 209L223 208L224 207L223 203L225 202ZM67 201H69L70 203L67 202ZM118 201L120 202L119 204L117 203ZM135 201H136L137 205H135ZM150 201H151V203H150ZM153 201L156 203V207H158V206H160L162 204L161 205L162 207H160L161 209L157 208V210H156V207L154 205H152V204H154ZM157 201H159V202H157ZM168 201L170 202L171 205L169 204ZM175 201L178 204H175L174 203ZM203 201H205V202H203ZM256 201H258L260 204L258 202H256ZM115 202L117 203L116 204L117 205L116 208L118 209V207H119V209H120V207H121V211L124 210V212L121 213V211L119 210L120 212L117 211V213H114V210H116V208L114 209V207L116 206L114 204ZM181 202H183L182 203L183 205L184 204L187 205V206H184L187 210H184L185 208L182 207L183 205L180 204ZM221 202H223V203H221ZM239 202L241 203V205H239ZM249 202L254 205V206L252 205L253 208H252L251 205L249 206V204H250ZM254 202H256V204ZM109 203H110V205H109ZM202 203H203V206L206 205L204 203H207L208 205H206V206H204L202 208L201 207L202 205H200ZM77 204H78L79 207H77ZM101 204H103L102 208L100 207ZM106 204H107V207L105 206ZM141 204H142L141 207L146 205L145 207H143V210H145L147 208V210L152 212V213L156 212L155 215L157 214L159 216V218H160L159 219V218H157L158 216H156V218H157L156 219L154 217L155 215L153 216V214L151 213L152 216H150L149 215L150 212H149V214H147L146 213V212H148L147 210L146 211H142V209L140 208L139 210H140V212L142 211V213H141L142 215H139V216H141L140 218H142L147 224L144 221H142V222L140 221V222L143 223V224H146L145 227L147 229H145L143 224H142L143 228L140 226L141 223L138 222V220H140V219H138L139 216L138 217L134 216V218H132V215H133L132 213L133 212L135 213V210L137 211V209H138V205H141ZM167 204H169L170 206L168 207ZM179 204L181 205V208H184V209H181L178 206ZM131 205H133V207ZM175 205H177L181 210H183V212H185L187 214H181L182 213L181 212V213H179L177 215L175 214V216H174V213H176L175 210L178 209L177 213H178V211L179 212L181 211L178 207L177 208L175 207V210H174L173 207ZM226 205H228V204H226ZM95 206L96 207L98 206L96 208V211L98 213L96 211H93V210H95ZM108 206L112 207L113 209L108 208ZM129 206L131 207V209H130ZM136 206H137V208H136ZM152 206H154L155 209ZM195 206L198 207V208H195ZM213 206L217 207V210L219 209V207L223 208L224 211L222 209L221 210L224 213H227V214H223V212L221 210H219L220 212L218 213L216 208L213 207ZM236 206H238V208H236ZM103 207L105 208L106 211L104 210ZM122 207L124 209H122ZM134 207H135V209H133ZM208 207L209 208L211 207L212 209L211 208L208 209ZM249 207H251V208H249ZM254 207H256L257 210ZM98 208H99V210H98ZM172 208H173V210H172ZM214 208H215L216 211L214 210ZM153 209L156 210V211H154V212L151 211ZM188 209H191L195 213L194 216H198L200 218L203 217V214L204 215L208 214L206 219H204V217H203L204 221H206V222L203 221L204 222V224H203V222H201L202 220H200V218H199V220H200V222H199L198 218L193 217V215H192L193 212L191 210H188ZM131 210H133V212ZM226 210H227V212H225ZM235 210L239 211V212L237 211L238 214L236 213ZM250 210H253V211L251 212ZM82 211L84 212V215H83V213H81ZM103 211H105L106 213L108 211V213L106 214ZM188 211L192 212V214L190 212H188ZM232 211H235L236 214L233 212V214L230 215V212L232 213ZM243 211H244V213L246 212L245 216H244ZM144 212H145V215H147L146 216L147 218L144 217L145 216V215H143ZM160 212H162L161 213L162 217H163V214H165L163 219H162V217H160L161 216ZM210 212L212 214L214 213L215 215L214 214L212 215ZM240 212H242L243 215ZM248 212L250 213L252 221H253V219H255L253 221L255 224L250 221L251 219H249V220L247 219V217L248 218L250 217V216L246 217V214ZM257 212H259V213H257ZM95 213H97V215L100 213L101 214V218L98 217L100 215L96 216ZM109 213H111L110 216H113V217H110ZM189 213L191 214V216L190 215L188 216ZM252 213L254 214V217H252L253 216ZM81 214H82V216H81ZM102 214L106 215V216L102 217L103 216ZM198 214H200V216ZM216 214L217 215L219 214V217H216L217 216ZM239 214L242 217L239 218V216H240ZM256 214H260L259 217L260 218L262 217L263 221H262V218L258 220L259 217ZM115 215H116V217H115ZM134 215H137V214L135 213ZM181 215L182 216L183 215L184 216L185 215L188 216V217L185 216V218L186 219L188 218V219L187 220L183 219L184 221H188L189 217H190V219H192V217H193V218H195V220H198V223L199 224L201 223L202 224L201 226L204 225L203 228L205 227L203 229L204 230L203 231L204 234L200 231L201 233L198 232L199 235L197 234L198 235L197 236L195 234L196 231H199L197 227L199 226V229L200 228L202 229V227L200 225H198V224H195L197 221L195 222L194 219H193V222L189 223V221H190L189 220L188 222L185 223L184 221H182L180 219ZM222 215L231 216L230 218H228V220H231V221H233L232 218L235 215L234 221L236 220L237 223H235L234 221H233V223L230 221L231 222L230 223L228 220L226 222L225 219H227V218L224 219L225 216L222 217ZM83 216H85V220L82 221V219H84ZM107 216H108L109 220L106 218ZM184 216L182 218H184ZM152 217H153V219H152ZM221 217L225 220L224 221V222H226L225 224H227L228 222H229L228 223L229 226L231 224L232 228H231V226L230 227L227 226V227L231 228L232 230L228 229L226 227V225H224L222 223L223 219H221ZM114 218L117 219L116 220L117 223H116V221L114 222ZM207 218H208L209 221L207 220ZM216 218H218V220H216ZM219 218L222 220V222H221L222 224H220V223L217 224L218 223L217 221L220 222ZM256 218H257V220H256ZM102 219H104V220H102ZM105 219L108 220V221H106ZM110 219H112V221ZM120 219H122V222L123 223L125 222V223L124 224L120 223L121 222ZM123 219L124 220L126 219V220L124 221ZM133 219H135V220H133ZM147 219H148V221L150 223H152V221H153V223L150 224L147 221ZM164 219L165 220L167 219L168 223L171 222V223H169V225H171V224L173 225L174 224L173 227L176 225L174 228L172 227L174 230L176 229V227H178L180 229L182 227L183 229L180 230V229L177 228L175 230V232H174L173 229H171V231H168V229H169L167 227L168 223H167V226H166L167 228L164 227L166 225V221ZM210 219H212V220H210ZM98 220H101V223H100V221L98 222ZM161 220L163 222L164 221L165 222L162 223ZM213 220H214L215 223H213ZM247 220L249 221L250 224L247 222ZM87 221L90 224H88ZM126 221L127 222L129 221L128 224L126 223ZM133 221H135V222H133ZM210 221H212L213 225L211 224ZM241 221H242V224H243V222H244V224H245V222H247L246 224H248V226L245 227L246 224L244 226H242L240 224ZM256 221L259 223L258 224L259 226L257 225L259 227V230H258V227L256 226V223H257ZM85 222L87 223V225H86ZM137 222H138V224H137ZM159 222H161V224L163 226H161ZM209 222L214 227V229L217 227L215 230H217L219 232L218 233V235H219L218 237L221 238V240L217 239V236H216L217 235V231H215L213 229L209 230V228H208L209 225H210ZM238 222H240V223H238ZM99 223H100V225H99ZM205 223H207V224H205ZM101 224H102V227H101ZM118 224H119V226H117ZM188 224H190L192 227H194L196 225L195 226L196 231L194 230L195 228L192 229L191 226H188ZM193 224H195V225H193ZM237 224H238V226H237ZM88 225L89 226L91 225L90 227L92 229L90 228V230H89V228H88L89 226ZM205 225H207L208 227H206ZM211 225H210V227H211ZM219 225L223 226L224 228L226 227L228 230H230V231L227 230L228 232H230V234L228 232H226V229L224 230V228L223 227L221 228V226H219ZM93 226L95 227V229L93 228ZM124 226H125V228H124ZM151 226H153L154 229L151 228ZM171 226H169V227L171 228ZM118 227H120V228H118ZM185 227H187V228H185ZM121 228H122V230H121ZM140 228H141V230H140ZM164 228L166 229L165 231L163 230ZM248 228L251 229V230H249ZM93 229H94V231H93ZM187 229H190V231H188ZM205 229L210 231L211 233H215L214 235L212 234V237H213L212 240L214 239L213 243L211 242L212 240L209 241L211 239V233L209 232L210 233L209 234L208 231H205ZM222 229L224 230L225 233L222 232L223 231ZM98 230L101 231V232H99ZM112 230H113V232H111ZM124 230H125V232L127 234H125ZM138 230L140 231V233H139ZM178 230H180V231L183 230V232L179 233ZM211 230H213V231H211ZM262 230H260V231L264 232V230L263 231ZM102 231H103V233H102ZM121 231H123V233H121ZM141 231H143V232H141ZM154 231H155V233H154ZM162 231H164L165 234ZM176 231H177V234H176ZM186 231L189 234L190 240H191V238H192L193 241L194 240H198L195 244L194 243L192 244V241H191V243L189 242L190 240H189V237L187 236ZM194 231H195V233H194ZM234 231L237 232V233H234ZM89 232L91 233V235H95L96 236V237L93 236L96 240L98 239L97 241L95 240L96 242L94 241V238L93 239L91 238L92 236L89 235L90 234ZM170 232H173L172 235H171ZM206 232L210 236L208 235L207 238L205 239L206 236H204V235L207 234ZM238 232H239V234H238ZM257 232L259 233V235L257 234ZM132 233H133V235H132L133 237L128 236L129 234L131 235ZM136 233L139 234V235L141 234L142 236L144 234H146L147 236L144 235L143 237H139V235H137L140 239L136 240V238H137L136 237ZM227 233L229 235L226 236ZM232 233H234L233 234L234 236H232L231 239L228 240L227 238L228 237L230 238V235H232ZM153 234H155L156 238L153 236ZM202 234L204 236V239H203ZM248 234L249 235L253 234V235H251V237H249ZM148 235L151 236V237L149 236L151 238V240H150V238L148 239ZM173 235L175 236L174 238H173ZM192 235L195 236L196 238L193 237ZM200 235H201V237H202V239L204 241L201 239ZM256 235L258 236L259 241H261L262 243L260 242V244H259V241L256 242L257 241L256 240L257 239ZM214 236H216V238H214ZM253 236H254V238H253ZM259 236L261 237V240H260ZM79 237H81V238H79ZM115 237H117L116 238L118 240L117 242H116ZM145 237H146L147 240L145 239L144 241H146V242L142 241L143 238H145ZM222 237H223V239H222ZM107 238H108V240L106 241ZM127 238H129L130 240H132L134 238V240H132V242H131V241H128L129 239H127ZM165 238H167V239H165ZM170 238H171V240H170ZM157 239L159 240L160 245L164 243L165 247L164 246L162 247V245L161 246L157 245L158 244ZM200 239L203 242L200 241ZM215 239H217V240H215ZM139 240L141 242H144L145 244L141 243ZM162 240H163V243H162ZM166 240H168V241H166ZM172 240L174 241V243L176 245L172 242ZM206 240L209 243L211 242L210 245L211 246L213 245V247L206 245V244H208V243H206ZM234 240H236V241H234ZM98 241H99V243H101V245L104 244V246H106V247L98 245L99 244V243H97ZM123 241H125V242L128 241V242L125 244V243H123ZM136 241H137V243H136ZM147 241H148L149 245L151 246L150 249L152 248V251L151 250L150 251H145V249H149L148 248L149 245H148ZM199 241L202 244L204 242L205 243L202 245ZM218 241L219 242L222 241L221 247H219L220 244H219ZM139 242H140V244H138ZM156 242H157V244H155V245H157L159 247L158 250L156 248L157 246L155 247V245H154V243H156ZM236 242H239V243H236ZM95 243H97V244H95ZM128 243H129V246H131L133 250L131 249V247L128 246ZM132 243H134L133 246L131 245ZM166 244H167V247H166ZM169 244H171V245L169 246ZM173 244L175 246L174 248L172 247ZM223 244H225V245H223ZM87 245L91 246V247H88ZM139 245L142 246L141 249H140ZM199 245H201V249L203 251L202 250H198V248L200 249ZM229 245H231V247ZM258 245H261V247L260 246L258 247ZM92 246H95V247L93 248ZM146 246H147V248H146ZM152 246L155 247V249ZM176 246H177V248H176ZM202 246H204L205 249H203ZM206 246H208L210 249L208 247H206ZM225 246L227 248L229 247V249H227ZM103 247H104V249L102 251ZM120 247H122V249ZM160 247H162V248H160ZM169 247H170V249H172V250L174 249V250L171 251L169 249ZM236 247H237V249H236ZM166 248L169 249L171 252L170 251L168 252V250H166ZM212 248H213L214 251H212L210 253L209 250L211 251ZM217 248L219 250H216ZM91 249H92V251H90ZM163 249L166 252L165 251L161 252V255L160 254L158 255L159 250H163ZM190 249L193 250V251L191 252ZM241 249H242V251H241ZM84 250H86V251H84ZM94 250H95V252H94ZM106 250H107V252L105 253L104 251H106ZM124 250H125V252H124ZM128 250H129V252H128ZM175 250H177V251H175ZM230 250H231V252H229ZM250 250H251V252H250L251 254L248 253ZM261 250H262V252H261ZM220 251H221V253H219ZM232 251H234V252H232ZM131 252H132V254H133V252H135V253L132 255ZM148 252H150L151 254L149 253V255L146 256L148 254ZM216 252L219 253L218 256L219 257L220 256L223 257V259L220 257V258H218V259H221L220 261L219 260L215 261L217 259V253ZM112 253H114V254H112ZM141 253L145 254L144 256H146V257L144 258ZM165 253H167V254H165ZM225 253H227V254L224 255ZM245 253H246V257L247 258L243 255ZM103 254L104 255L107 254L106 258H105V256H103ZM111 254H112L113 258L111 257ZM120 254H122V255H120ZM127 254H129L130 256L127 255ZM230 254H232L235 258L232 255H230ZM114 255H116L117 257L114 256ZM205 255L208 256V257H206ZM252 255H253L254 258L252 257ZM124 256H125V259H127V257H128V259L125 260ZM132 256L134 258H136V259L133 260L134 258ZM139 257L142 258V261H140ZM250 257L253 258V259L251 258L252 262L250 261L251 260ZM162 258L164 260H162ZM225 258H227L226 259L227 261L224 260ZM87 259H89V260L87 261ZM121 259H122V261H121ZM115 260H116V262H115ZM150 261L147 260L146 262L150 264ZM248 261H250V262L248 263ZM217 262H219V263H217ZM125 263H122V264H125Z\"/></svg>",
  "mask_w": 264,
  "mask_h": 264
},
{
  "label": "bare ground",
  "instance_id": "bare-ground-1",
  "mask_svg": "<svg viewBox=\"0 0 264 264\" xmlns=\"http://www.w3.org/2000/svg\"><path fill=\"white\" fill-rule=\"evenodd\" d=\"M77 1H79V0H77ZM87 1H88V0H87ZM91 1H92V0H91ZM96 1H97V0H95V2H96ZM98 1H99V2H102V1H100V0H98ZM106 1H108V0H106ZM113 1H114V0H113ZM122 1H123V0H121L119 3H121ZM180 1H181L182 6H183V10H182V9H181V10L183 11L184 17H185V13H186L185 23H183L182 26L180 27V31H181L180 34H181L183 37H185V40H186V42H187V43H186V46H187V48H188V50H189V54L192 56V58H194L195 60L199 61V63H200V64L198 65V68H199V69L197 68L198 71H196V72H199L200 69L203 71V72H201V74L203 73V75L199 74L201 77H199V75H198V77H199V79H198V84H200V86L198 85L199 88L202 87L201 84H203V85H205V86L207 85V89H204V88L202 87V88H203L202 94L198 91V93H200L201 96H197L198 93H195V92H194L193 95L196 94V96L199 97V98H196V97L194 96L195 98L192 97V98L190 99L189 96H188L189 94H188V95L185 94V95H187L186 97H188V101H189V100H190V101L192 100L191 102L194 101L193 103H194V105H195V103H196L197 107H198V104H200V105H199V108H197V107L194 106L195 108H193L192 110H190V113H193V112L195 113V111H196V115H195V117L197 116V114H198V115L200 114L198 117H200L201 115H203L202 117H205V118H203V119L206 120V119L208 118L207 121L211 122V124H213V123L215 122V119H219V120H217V121L220 122V123H218V122H217V123H218L219 125L221 124V125H220V129H217V127H216V126H219V125H216V126L213 125V126L215 127L216 130H218V135H219V134L221 135L223 132L225 133V131H227V129H229L230 127H233V126H234V127H233V128H234V131H233V128H232L231 130L233 131L232 133H234V132L236 131L237 123H238V125H239V129H238V130L240 131V133H241L242 130H245V127H243V128H241L242 126L240 127V124H239V122L241 121V120H239V119H240V118H239L240 116H239V117H236V115H237L238 113L241 112V115L244 116L243 119H242V122H244L243 120L250 121V124H251V122H252V124L254 125V126L252 125V126L254 127V128H252V129L254 130L253 133H256V132H257L256 134L259 135V137H260V138H259L260 140H259L258 138L255 137L256 135L253 137L254 139L256 138L257 141H258V142H256V139H255V140L253 139V141L256 142L255 146H257V148H258V144H260V146L262 145V146H263V149H264V138H263V134H264V120H263V118H264V0H180ZM89 2H90V1H88V3H89ZM93 2H94V0H93ZM93 2H92V3H93ZM95 2H94V3H95ZM103 2H104V1H103ZM115 2H116V1H115ZM115 2H114V3H115ZM85 3H86V2H85ZM88 3H87V4H88ZM90 3H91V2H90ZM96 3H98V2H96ZM105 3H106V2H104L103 4H105ZM107 3H110V2H107ZM114 3H113V4H114ZM128 3H129V2H128ZM87 4H86V6H87ZM121 4L124 5L125 2H122ZM129 4L131 5V3H129ZM181 4H180V5H181ZM90 5H91V4H90ZM90 5H89V6H90ZM105 5H106V4H105ZM107 5H108V4H107ZM123 5H122V6H123ZM127 5H128V4H127ZM86 6H85V7H86ZM99 6H100V5H99ZM101 6H102V5H101ZM112 6H115V5H112ZM112 6H111V7H112ZM117 6H118V5H117ZM106 7H107V6H106ZM129 7H130V6H129ZM131 7L133 8L132 5H131ZM88 8H89V7H88ZM90 8H91V6H90ZM93 8H94V7H93ZM99 8H100V7H99ZM112 8H114V9L116 10V8H118V7H116V8H115V7H112ZM119 8H120V6H119ZM119 8H118V9H119ZM132 8H130V9H132ZM101 9H102V8H100V10H101ZM123 9H124V8H123ZM136 10H137V9H136ZM118 11H121V9L118 10ZM137 12H139V11H137ZM137 12H135V14H136ZM184 12H185V13H184ZM174 13H175V11H174ZM177 13H181V14H179V15L176 14L177 16H180V15L182 16V12H177ZM107 14H109V13L107 12ZM71 15H72V14H71ZM112 15H113V14H112ZM132 15H133V14H132ZM132 15H131V16H132ZM138 15H139V14H137V16H138ZM176 15H175V16H176ZM73 16H74V15H73ZM107 16H108V15H107ZM122 16H123L122 18L124 19V15H122ZM177 16H176V17H177ZM181 16H180V18H181ZM71 17H72V16H71ZM76 17H77V16H76ZM110 17H111V15L108 16V18H110ZM167 17H168V16H167ZM79 18H80V17H79ZM102 18H103V16L101 17V20H100V21H102ZM106 18H107V17L104 16L103 19L105 20ZM122 18H121V19H122ZM134 18H135V17H134ZM134 18H132L133 21H135V19H136V18H135V19H134ZM138 18H139V16H138ZM174 18H175V17H174ZM180 18H179V20H180ZM182 18H183V17H182ZM182 18H181V19H182ZM186 18H187V19H186ZM99 19H100V18H99ZM110 19H111V18H110ZM144 19L146 20V18H144ZM144 19L142 18L141 20H144ZM168 19H170V18H168ZM50 20H52V19H50ZM104 20H103V21H104ZM106 20H107V19H106ZM124 20H125V19H124ZM124 20H121L119 24H121V22L124 21ZM141 20H140V21H141ZM186 20H187V22H186ZM46 21L48 22L47 19H46ZM110 21H111V20H110ZM133 21H131V22L133 23ZM136 21H138V20L136 19ZM41 22H42V21H41ZM111 22H113V21H111ZM168 22H169V21H168ZM171 22H173V20H172ZM179 22L182 23L181 21H179ZM42 23H43V24H42ZM42 23H41V24L44 25V24H45V21L42 22ZM123 23H124V22H123ZM139 23H140V26H141V22L138 21V24H139ZM142 23H143V25H144V24L146 23V21H145V23H144V21H142ZM186 23H187V24H186ZM79 24H80V23H79ZM82 24H83V23H82ZM173 24H174V23H173ZM173 24H172V25H173ZM25 25H26V24H25ZM42 25H41V26H42ZM48 25H49V24H48ZM48 25H47V26H48ZM75 25H77V24H75ZM122 25H123V24H122ZM122 25H119V26H122ZM124 25H125V24H124ZM124 25H123V26H124ZM49 26H50V25H49ZM81 26H82V25H81ZM84 26H85V25H84ZM84 26H83V27H84ZM86 26H87V25H86ZM113 26H114V25L112 24L111 28H112ZM115 26H116V25H115ZM115 26H114V27H115ZM145 26H146V28H148L147 25H145ZM145 26H144V27H145ZM169 26H170V25H169ZM38 27H39V26H38ZM42 27H44V26H42ZM53 27H54V26H53ZM56 27H57V26H56ZM117 27H118V26H117ZM144 27H143V29H144V31H145L146 29H145ZM174 27H175V26H174ZM174 27L172 26L173 29H172V30H171V29L169 30L170 33H172V31L175 30ZM19 28H21V27H19ZM39 28H40V27H39ZM39 28H38V29L36 28L37 30H35V32L38 31ZM54 28H55V27H54ZM66 28L68 29V27H66ZM71 28H72V27H71ZM71 28H70V29H71ZM76 28H77V27H76ZM76 28H75V26H74V29H76ZM80 28H81V27H80ZM85 28H86V30H87V33H89V32H88V31H89V30H88L89 27H85ZM87 28H88V29H87ZM118 28H119V27H118ZM122 28H124V27H122ZM42 29H43V28H42ZM58 29H59V28H58ZM74 29L72 28L73 31H74ZM81 29H82V28H81ZM115 29H116V27H115ZM143 29H142V30H143ZM62 30H65V29H62ZM68 30H69V29H68ZM90 30H91V29H90ZM112 30H113V29H112ZM118 30H120V29H117L116 31L113 30V31H114L115 33H116V32H120L119 35L121 36V31H122L123 29H121L120 31H118ZM125 30H127L126 27H125V29L123 30V32H124L123 35L126 36V32H127V31H125ZM176 30L178 31V29H176ZM176 30H175V31H176ZM20 31H21V30H20ZM22 31H23V30H22ZM49 31H51V30H49ZM49 31H48V32H49ZM69 31H71V30H69ZM77 31H78V30H77ZM113 31H112V32H113ZM130 31H131V30H130ZM139 31L142 33L141 29H140ZM169 31H168V33H169ZM177 31H176V32H177ZM35 32H30V33L27 35V37L24 36V37H26V38H25V42L22 43V45H20L21 47L23 46V47L27 48V50H28L29 52H30V49L27 47L26 42H27V39H28V37H29L30 34H31V35H32V34L37 35ZM58 32H59V31H58ZM65 32H66V31H65ZM67 32H68V31H67ZM74 32H75V31H74ZM74 32H73V33H74ZM79 32H80V31H79ZM79 32H76L75 35H76L77 33H79ZM83 32H84V31H83V29H82V32H81L80 34H83ZM90 32H92V30H91ZM112 32H110V33H112ZM132 32H133V30H132ZM140 32H138V33H140ZM18 33H19V29H18ZM37 33H38V32H37ZM46 33H47V32H46ZM56 33H57V31H55V32L53 31V34H56ZM59 33H60V32H59ZM71 33H72V31L70 32V34H71ZM93 33H95V32H93ZM174 33H175V32H174ZM23 34H24V33H23ZM48 34H49V35H53L52 33H47V34H45V33H42V34H41V33H40L39 36H44V35H48ZM57 34H58V33H57ZM97 34H98V33H97ZM106 34H107V33H106ZM113 34H114V33H113ZM113 34H111V35H113ZM129 34H131V32H129ZM20 35H21V34H20ZM60 35L62 36L61 33H60ZM67 35H68V34L66 33V36H67ZM71 35H72V37L74 38L73 34H71ZM83 35H85V34H83ZM91 35H92V33H91L90 35H87V36L90 37ZM115 35H117V34H115ZM119 35H118V36H119ZM172 35H173V33H172ZM177 35H178V33L175 34V35H173V37H174V36L176 37ZM181 35H178L177 37H178V38H182ZM37 36H38V35H37ZM58 36H59V35H58ZM63 36H64V35H63ZM63 36H62V37H63ZM78 36H79V35H78ZM78 36H76V40H77V37H78ZM80 36H82V35H80ZM80 36H79V38H81V40H82V37H80ZM87 36H86V37H87ZM92 36H93V35H92ZM98 36H99V34H98ZM98 36H97V37H98ZM100 36H101V35H100ZM100 36H99V37H100ZM120 36H119V37H120ZM131 36H132V34L130 35V37H131ZM169 36H171V34H170ZM179 36H180V37H179ZM59 37H60V36H59ZM86 37L84 36V39H85V40H87V38H88V37H87V38H86ZM95 37H96V33H95V35H94V38H95ZM101 37H103V36H101ZM101 37H100V38H101ZM104 37H105V35H104ZM106 37H107V36H106ZM113 37H114V35H113ZM119 37H118V40H119ZM123 37H124V36L120 37V39L123 38ZM173 37H172V39H173ZM73 38H72V39H73ZM79 38H78V39H79ZM62 39H64V38H62ZM74 39H75V38H74ZM106 39H107V38H106ZM111 39H112V38H111ZM111 39H110V40H111ZM115 39H117V36H116ZM115 39H114V40H115ZM152 39H153V38H152ZM175 39H176V38H175ZM175 39H173V40L175 41ZM88 40H89V39H88ZM92 40H93V39H92ZM94 40H95V39H94ZM118 40H117V41H118ZM121 40H123V44H124V42H125V41H124L125 38H123V39H121ZM176 40H177V39H176ZM179 40L182 41L183 39H179ZM77 41H78V40H77ZM89 41H90V40H89ZM119 41H120V40H119ZM170 41H171V38H170ZM79 42L81 43L80 40H79ZM112 42H113V41H112ZM120 42H121V41H120ZM182 42H183V41H182ZM64 43H65V42H64ZM70 43H71V42H70ZM87 43H88V42H87ZM171 43H172V42H171ZM176 43H177V42H176ZM68 44H69V43H68ZM71 44H72V43H71ZM82 44H84V47H87V45H86L83 41H82ZM92 44H93V43H92ZM92 44H91V45H92ZM116 44L118 45V43H116ZM116 44H115V45H116ZM172 44H173V43H172ZM85 45H86V46H85ZM88 45H89V43H88ZM94 45H95V44H94ZM96 45H97V44H96ZM119 45H121V44H119ZM119 45H118L117 47L120 48L121 46H119ZM173 45H174V44H173ZM70 46H71V45H70ZM72 46H73V45H72ZM112 46H113V45H112ZM123 46H124V45H123ZM67 47H68V46H67ZM74 47H75V46H74ZM98 47H99V46H97L96 48H98ZM113 47H114V46H113ZM71 48H72V47H71ZM90 48H91V53H92V52H93V51H92L93 49H92V47H90ZM178 48H179V46H178ZM183 48H184V44H183ZM21 49H22V48H21ZM67 49H68V48H67ZM117 49H118V48H117ZM70 50H71V49H70ZM95 50H96V49H95ZM103 50H104V49H103ZM105 50H106V52L104 51L105 53H107V51H109V49H107V48H105ZM21 51H22V50H21ZM23 51H24V49H23ZM73 51H74V50H73ZM73 51H72V52H73ZM76 51L78 52V48H77ZM76 51H75V52H76ZM98 51H99V50H98ZM101 51H102V49H101ZM117 51H118V50H117ZM95 52H97V51H95ZM95 52H94V55H95ZM104 52H103V53L100 52V55H101V56H103L102 54L105 55ZM30 53H31V52H30ZM73 53H74V52H73ZM78 53H79V52H78ZM89 53H90V51H89ZM109 53L113 54L112 52H108L107 55H108ZM23 54H24V53H23ZM32 54H33V53H32ZM62 54H63V53H62ZM70 54H71V53H70ZM97 54H98V53H97ZM111 54H109V56H111ZM27 55H28V54H27ZM72 55H73V54H72ZM100 55H99V57H100ZM30 56H31V55H30ZM30 56H28V57H30ZM33 56H34V55H33ZM76 56H77V54H76ZM81 56H82V54H81ZM92 56H93V55H92ZM96 56H97V55H96ZM109 56H108V57H109ZM28 57H27V58H28ZM77 57H78V56H77ZM93 57H94V56H93ZM113 57H114V56H113ZM113 57L111 56L112 60H114V61H113L114 63H106L107 65H108V64H111L112 67L114 66V64H116V63H115V59H114ZM185 57H186V56H185ZM60 58H61V57H60ZM60 58H59V60H60ZM111 58H110V59H111ZM23 59H24V57H23ZM81 59H83V58H81ZM90 59L93 60V58H90ZM97 59H98V57H97ZM106 59H107V58H105V61H106ZM41 60H42V59H41ZM41 60H40V61H41ZM79 60H80V59H79ZM79 60H78V61H79ZM94 60H96V59L94 58ZM102 60H103V59H102ZM185 60H187V58H186ZM189 60H190V59H188V62H191V64H192V61H191V60L189 61ZM32 61H35V60H32ZM42 61H43V60H42ZM43 62H44V61H43ZM62 62H63V61H62ZM84 62H85V61H84ZM90 62H92V61H90ZM96 62H97V60H96ZM98 62H99V61H98ZM108 62H110L109 59H108ZM186 62H187V61H186ZM35 63H36V61H35ZM193 63H194V62H193ZM29 64H30V63H29ZM86 64H87V62H86ZM86 64H85V65H86ZM92 64L94 65V63H92ZM96 64H97V63H96ZM102 64H103V63L101 62V63H100V66L98 65V67H101ZM120 64H121V62H120ZM185 64H186V63H185ZM189 64H190V63H189ZM189 64L187 63V65H189ZM34 65H35V64H34ZM36 65H37V64H36ZM36 65H35V66H36ZM64 65H65V64H64ZM90 65H91V63H90ZM93 65H92V67H93ZM122 65H123V64H122ZM157 65H158V64H157ZM159 65H160V64H159ZM163 65H164V67H166V70H167L169 67H171V65H169V67H167L168 64H166V65L163 64ZM163 65H162V66H163ZM173 65H177V66L179 67V63L177 64V62H176V64L174 63ZM192 65H193V64H192ZM43 66H44V65H43ZM77 66H78V65H77ZM102 66H103V65H102ZM104 66H105V65H104ZM104 66H103V67H104ZM109 66H110V65H108L107 68H108ZM118 66H119V65H117V67H118ZM160 66H161V65H160ZM162 66H161V67H162ZM181 66H182V64H181ZM253 66H255V70L252 69ZM36 67H37V68H36ZM36 67H33L34 70H36V69L38 70V65H37ZM41 67H42V66H41ZM41 67H39V68H41ZM44 67H46V65H45ZM72 67H73V66H72ZM87 67H88V66H87ZM103 67H101L102 70H103ZM105 67H106V66H105ZM115 67H116V66H115ZM115 67H114V68H115ZM117 67H116V68H117ZM174 67H176V66H174ZM178 67H177V68H178ZM186 67H187V66H186ZM188 67L190 68V65H189ZM192 67H194V66H192ZM192 67H191V70H192ZM35 68H36V69H35ZM50 68H51V67H50ZM65 68H66V67H65ZM88 68H89V67H88ZM90 68H91V66H90ZM95 68H96V67H94V69H92L93 72H94V70L97 69V68H96V69H95ZM114 68H113V69H114ZM119 68H120V67H119ZM155 68H156V67H155ZM155 68H154V69H155ZM189 68H187V69H189ZM41 69H42V68H41ZM47 69H48V68H47ZM71 69H72V68H71ZM104 69H105V68H104ZM172 69H173V68H172ZM180 69H181V67L178 68L179 71H178L177 73H178L179 75H182L181 73H182L183 71L185 72V70H183V71L181 72ZM182 69H186L185 66H184V68L182 67ZM193 69H194V68H193ZM195 69H196V68H195ZM37 70H36V71H37ZM43 70L45 71V68H44ZM43 70H42L41 72L45 73V75L43 74L42 78H43V79H44L45 77L49 78V79L46 78V80H43L44 82H47L48 80H54V81H56L57 77H55L56 75L54 76V71L52 72V71H50V70H51V69H50L49 71L46 70V71L44 72ZM82 70H85V69H82ZM114 70H115V69H114ZM162 70H163V69H162ZM173 70H174V71H175V70L177 71V69H173ZM173 70H172L173 74H171V73H172L171 71L169 72V74L172 76L171 78H173L174 80H178V78L175 79L176 75H175V77L173 76L174 73H175ZM189 70H190V69H189ZM189 70H188V71H189ZM201 70H200V71H201ZM204 70H205V71H204ZM252 70H254V72H252ZM36 71H35V72H36ZM38 71H39V70H38ZM38 71L35 73V74H37V77H39V75H40V74H39L40 72H38ZM96 71H97V70H96ZM96 71H95V74L98 75V72H96ZM105 71H106V69H105ZM160 71H161V69H160ZM168 71H169V70H168ZM168 71H167V73H168ZM188 71H187L186 75L189 73ZM56 72H58V71H56ZM56 72H55V73H56ZM66 72H67V71H66ZM71 72H72V71H71ZM87 72H88V71H87ZM89 72H90V71H89ZM116 72H117V70H116L114 73H116ZM118 72H119V71H118ZM121 72H122V71H121ZM161 72H163V71H161ZM161 72H160V73H161ZM179 72H181V73H179ZM192 72H194V70H193ZM105 73H106V72H105ZM105 73H104V75H105ZM109 73H112V71H110ZM199 73H200V72H199ZM204 73H205V74H204ZM38 74H39V75H38ZM70 74H71V73H70ZM73 74H74V73H73ZM87 74H88V73H87ZM87 74H86V76H87ZM156 74H157V73H156ZM178 74H177V75H178ZM184 74H185V73H184ZM184 74H183V75H184ZM41 75H42V73H41ZM88 75H89V74H88ZM109 75H110V74H109ZM109 75H108V77H110ZM119 75H120V72H119ZM119 75H118V76H119ZM162 75H164V73H162ZM162 75L160 74L159 76H162ZM186 75L181 76V78L183 77V80H185L184 77H185ZM188 75L195 77L197 74L195 75V74H193V73H192V74L189 73ZM82 76H84V75H82ZM121 76H122V75H121ZM165 76L167 77V74H166ZM168 76H169V75H168ZM66 77H67V76H66ZM78 77H79V76H78ZM95 77H96V75H95ZM98 77H99V76H98ZM108 77H107V78H108ZM162 77H163V76H162ZM186 77H187V76H186ZM198 77H197V78H198ZM59 78H60V77H59ZM76 78H77V77H76ZM83 78H84V77H83ZM88 78H89V77H88ZM111 78H114V75H113ZM118 78H119V77H118ZM118 78H117V79H118ZM152 78H153V77H151V79H152ZM156 78H157V76H156ZM160 78H161V77H160ZM197 78H196V77H195V78H191V77H190L189 80H191V79L194 80V79H197ZM78 79H79V78H78ZM115 79H116V78H114L113 80H115ZM153 79H154V78H153ZM164 79H165V80H166V79H170V77H169V78H168V77H167V78H164V77H163V81L166 82ZM186 79H188V78H186ZM57 80H58V79H57ZM59 80H60V79H59ZM62 80H63V79H62ZM75 80H77V79H75ZM84 80H85V79H84ZM161 80H162V79H160V80L158 81L159 83L157 82V80H156V81L154 80V81L157 82L158 84H160V83L163 84L164 82H163V81L161 82ZM38 81H39V80H38ZM80 81H82V80H80ZM102 81H103V79H102ZM109 81H110V80H109ZM109 81L106 80V82H109ZM171 81H172V80H171ZM178 81H179V80H178ZM180 81H181V80H180ZM185 81L187 82V80H185ZM185 81H184V82H185ZM48 82H50V81H48ZM59 82H61V81H59ZM121 82H122V81H121ZM167 82H168L169 84H166L165 87H167V85H170V81L167 80ZM176 82H177V81H176ZM176 82H175V83H176ZM193 82H194V84H195V83H197V80H196V81H193ZM50 83H51V82H50ZM50 83H49V84H50ZM90 83H91V82H90ZM127 83H128V82H127ZM152 83H154V82H152ZM177 83H178V82H177ZM177 83H176V85H177ZM187 83H188V82H187ZM187 83L184 84V85H187L186 88H188V85L191 87V85L193 84V83H191V85H190V83H189V84H187ZM79 84H80V83H79ZM144 84H145V83H144ZM173 84H174V83H173ZM173 84H172V87L170 86L171 89L174 87V89L177 90V86H178V85L176 86V85L174 84V86H173ZM182 84H183V83H182ZM51 85H52V84H51ZM59 85H60V84H59ZM81 85H82V84H81ZM88 85H89V84H88ZM91 85H92V84H91ZM111 85H112V84H111ZM116 85H117V84H116ZM116 85H114V86H116ZM121 85H122V84H121ZM145 85H146V84H145ZM145 85H143V86H144V87H143L144 89H145ZM147 85H151V84H147ZM163 85H165V83H164ZM180 85H181V83H180ZM49 86H50V85H48V87H49ZM61 86H62V85H61ZM75 86H76V84H75ZM92 86H93V85H92ZM106 86H107V85H106ZM114 86H113V87H114ZM129 86H131V85L129 84ZM135 86H136L135 84H134V85L132 84V88H134ZM138 86H139V85H138ZM159 86H161V85H159ZM196 86H197V85H196ZM196 86H195V87H196ZM59 87H60V86H59ZM111 87H112V86H111ZM123 87H124V86H123ZM136 87H137V86H136ZM136 87H135V88H136ZM147 87H148V86H147ZM150 87H155V84L152 85V86H150ZM150 87H149V88H150ZM168 87H169V86H168ZM178 87H179V86H178ZM180 87H181V86H180ZM193 87H194V86H193ZM88 88H89V87H88ZM107 88H108V87H107ZM117 88H118V87H117ZM128 88H129V87H128ZM128 88H126V89H128ZM135 88H134V94L132 93L133 96L136 95V93H137V92L135 91ZM139 88H140V87H139ZM143 88H141V90H142ZM155 88H156V90H157L158 86L156 85ZM155 88H153V90H152V88H150V89H151L152 92H153V91H156ZM181 88H182V87H181ZM191 88H192V87H191ZM199 88H198V89H199ZM51 89H52V88H51ZM90 89H91V88H90ZM108 89H110V88H108ZM114 89H116V88H114ZM123 89H124V88H123ZM136 89H138V88H136ZM159 89H160V88H158L157 91H159ZM165 89H166V88H165ZM171 89H168V88H167V90H171ZM194 89H196V88H194ZM84 90H85V88H84ZM87 90H88V89H87ZM128 90H129V89H128ZM132 90H133V89H132ZM138 90H139V89H138ZM138 90H137V91H138ZM147 90H148V88H147ZM161 90H162V92H165V93H166V91H163L164 89H161ZM183 90H185V88H183ZM183 90H182V92H183ZM187 90H188V93H190L189 89H187ZM187 90H186V91H187ZM196 90H197V89H196ZM79 91H80V90H79ZM82 91H83V90H82ZM179 91H180V90H179ZM96 92H97V91H96ZM104 92H105V91H104ZM127 92H128V91H127ZM135 92H136V93H135ZM159 92H160V91H159ZM174 92H175V90H174ZM184 92H185V91H184ZM184 92H183V95H184ZM203 92H204V93H203ZM211 92L214 94V96L211 94ZM79 93H80V92H79ZM81 93H82V92H81ZM101 93H103V92H101ZM124 93H125V92H124ZM128 93H129V92H128ZM140 93H141V94H140ZM144 93H145V97H146V98H145V97L143 98V99H144L143 102L145 103V102L147 101V100L145 101V99H147V97H148L147 95H148V94L146 95V92H145V91H144ZM165 93H159V94H162V95H159V96L162 97V100L159 99V100H161L162 102H163V99H164V98H167V96H168V94L166 93L167 96L165 95L166 97L163 98V96H164ZM170 93H171V92H170ZM191 93H192V92H191ZM209 93L212 95V99L214 100V103H212L213 100L210 101L211 98H210V99H209V97L207 98L206 95L209 94ZM114 94H116V93L114 92ZM138 94H140L141 96H144V94H143L142 92H139V91H138L137 95H138ZM142 94H143V95H142ZM156 94H158V93H155V95H156ZM180 94H181V93H180ZM200 94H198V95H200ZM77 95H78V94H77ZM93 95H94V94H93ZM116 95H117V94H116ZM137 95L134 96V97L137 98ZM155 95H153V96L155 97ZM171 95H172V94H171ZM171 95H170V96H171ZM178 95H179V93H178ZM191 95H192V94H191ZM193 95H192V96H193ZM98 96H99V95H98ZM126 96H127V94H126ZM157 96H158V95H157ZM173 96H174V98H171V99L168 98L166 101L164 100V101L166 102V104H167V102L169 103L170 100H173V99H174V100H173V103H172V102H170V103L174 104V101H177V102H178V100L176 99L177 97H176L174 94H173ZM173 96H171V97H173ZM180 96L182 97V95H180ZM82 97H83V96H82ZM103 97H104V96H103ZM115 97H116V96H115ZM120 97H121V96H120ZM181 97H179V98H180V100L183 102L184 100H182ZM108 98H109V97H108ZM118 98H119V97H118ZM118 98H117V99H118ZM122 98H123V97H122ZM128 98H131V97H129V95H128ZM138 98H140V97L138 96ZM156 98H157V97H156ZM159 98H160V97H159ZM179 98H178V99H179ZM83 99H84V98H83ZM90 99H91V98H90ZM117 99H114V100H117ZM124 99H126V98H124ZM141 99H142V97H141ZM206 99H209V101H206ZM100 100H101V99H100ZM131 100H132V98H131ZM133 100H134V99H133ZM133 100H132V101H133ZM138 100H140V99H137V101H138ZM151 100H152V97H151ZM159 100L156 101V102H160ZM168 100H169V101H168ZM185 100H186V99H185ZM95 101H96V100H95ZM95 101H94V102H95ZM118 101H119V99H118ZM122 101L124 102V100H122ZM125 101H126V100H125ZM141 101H142V100H140V101H138V102H140V103L144 106V108H142L143 110L141 109L142 112H145L146 110H147V112H148L150 108H151V110H152V109H153V106H152V105H155V104H153L152 102H150V103H152V105H151L152 107H150V106H149L150 103H149V105H148V102L145 103V104H143ZM149 101H150V100H149ZM181 101H179V103H182ZM190 101H189V102H190ZM94 102H93V104H94ZM109 102H110V101H109ZM134 102H136V100H135ZM162 102H160V104H161ZM191 102H190V103H191ZM209 102H211V104H210ZM128 103H129V102H128ZM128 103H127V104H128ZM154 103H155V101H154ZM170 103H169V104H170ZM184 103H185V101H184ZM184 103H182V104H184ZM193 103H191V104L193 105ZM129 104H130V103H129ZM131 104H132V102H131ZM175 104H176V102H175ZM175 104H174V105H175ZM213 104H214V105H213ZM145 105H148V107H149L148 109L146 108V110H145ZM161 105H162V104H161ZM161 105H160V107H159L158 104H157V107H159V109L161 108V109H160V113H161L160 115H161V116H162V115L164 116V115L166 114L165 112L168 111V113H169V111L172 110V111L170 112L169 115H168V113H167V118L170 119V115H171V117L173 116L170 120H171V121L173 120L172 122H175V124H179L180 119L183 120V122L180 121V122H181V123H180V124H181L180 127L185 128V127L182 125V124L184 123V119H185L186 117L191 116V114L189 113V111H188V113L185 112V111L188 110V109L185 108L186 110H184V112H183V113H180L179 115H178V113H175V114L178 115V117H179L178 119H179V120H176V119L174 118V115H175V114L173 115V113H172V112H175V111H173V110H176V112H179L180 110L177 111V109H179V108H181V112H182V111H183V107H184L185 105H183V107H181L182 105H179V104H178V105L180 106V107H178V105L176 104L178 108H177L176 106H174V105H173L174 107H173L172 105H169L168 107H166L167 111H165L163 114H162V112H163L164 110H163L162 108H164V107L161 106ZM186 105H188V104H186ZM209 105H211V106H209ZM101 106H102V105H101ZM103 106H104V105H103ZM131 106H132V105H131ZM134 106H135V104H134ZM165 106H166V105H165ZM200 106H201V107H200ZM98 107H99V106H98ZM136 107H137V106H136ZM138 107H139V104H138ZM138 107H137V108H138ZM155 107H156V105H155ZM169 107H170V110L168 109ZM172 107H173V108H172ZM185 107H186V106H185ZM187 107H188V106H187ZM84 108H85V105H84ZM96 108H97V105H96ZM107 108H108V107H107ZM111 108H112V107H111ZM129 108H131V107H129ZM134 108H135V107H134ZM137 108H136V109H137ZM140 108H141V107H140ZM171 108H172V109H171ZM175 108H176V109H175ZM98 109H99V108H98ZM103 109H104V108H103ZM109 109H110V108H109ZM122 109H123V108H122ZM127 109H128V108H127ZM156 109H158V108H156ZM166 109H165V110H166ZM189 109H190V106H189ZM93 110H94V109H93ZM125 110H126V108H125ZM132 110H133V109H132ZM144 110H145V111H144ZM151 110H150L149 112H150L151 115H152V112H154V111L151 112ZM153 110H154V109H153ZM162 110H163V111H162ZM91 111H92V110H91ZM137 111H138V110H137ZM137 111H136V113H137ZM139 111H140V110H139ZM156 111H157V110H156ZM161 111H162V112H161ZM197 111H198V112H197ZM103 112H104V111H103ZM119 112H120V111H119ZM127 112H128V111H127ZM129 112L132 113V114H134V110H133V111H130V109H129ZM147 112H145V113H147ZM149 112L147 113L148 115H149ZM237 112H238V113H237ZM99 113H100V111H99ZM104 113H105V112H104ZM110 113H111V112H110ZM123 113H124V112H123ZM136 113H135V116L133 117V119H135V117H136V115H137ZM145 113H140V112H139V113H138L139 116H138V115H137V116L140 118V114L143 115V114H145ZM155 113H156V112H155ZM184 113L188 114L189 116H186V117H185V116H184V115H185ZM235 113H237V114L233 117V115H234ZM147 114H146V115H147ZM158 114H159V113H158ZM181 114H182V115L184 114V115L182 116ZM100 115H101V114H100ZM114 115H115V114H114ZM121 115H122V114H121ZM142 115H141V117H142ZM148 115H147V117H149ZM180 115L183 117V119L181 118ZM238 115H239V114H238ZM238 115H237V116H238ZM124 116H125V115H124ZM144 116H145V115H144ZM153 116H155V117H153ZM153 116H151L152 118H151V117L148 118V119H149V122H150V119H156V116H157V115L154 114ZM161 116H160V117H161ZM163 116H162V117H163ZM168 116H169V117H168ZM109 117H110V116H109ZM126 117H128V116H126ZM157 117H158V116H157ZM164 117H165V116H164ZM175 117H176V115H175ZM191 117H193V115H192ZM206 117H207V118H206ZM235 117H236V118H235ZM111 118H112V117H111ZM116 118H117V117H116ZM122 118H123V117H122ZM139 118H138V119L136 118V120L138 121ZM167 118H166V117H165V119L163 118L164 121H165ZM173 118H174L175 120H174ZM176 118H177V117H176ZM189 118H190V117H189ZM213 118H214V119H213ZM232 118H233V119L235 118V120H236L237 118H239V119L236 121V122H237L236 124H234L235 121H234ZM107 119H108V118H107ZM140 119H141V118H140ZM148 119H147V118L142 119V120H144V122H141L142 120L140 121V122H141V125H140V126H141L142 128H143V125L145 124L146 120H148ZM191 119H192V118H191ZM191 119H187V120H191ZM196 119H197V117H196ZM212 119H213V120H212ZM131 120H132V119H131ZM136 120H135V121H136ZM157 120H158L159 123H160V118H157ZM170 120H169V121H170ZM185 120H186V119H185ZM211 120H212V121H211ZM91 121H92V119H91ZM126 121H127V120H126ZM133 121H134V120H133ZM137 121H136V123H139V121H138V122H137ZM151 121L154 122V120H151ZM164 121H163V122H164ZM167 121H168V120H166L165 123L168 124ZM176 121H178V122H176ZM221 121H222V123H221ZM110 122H111V121H110ZM155 122H157V121H155ZM155 122H154V123H155ZM161 122H162V121H161ZM172 122H171V125H172ZM191 122L194 123V122H197V121H191ZM191 122H190V123L188 122V124H191ZM198 122H199V121H198ZM198 122H197V124H198ZM242 122H240V123H242ZM90 123H91V122H90ZM111 123H112V122H111ZM116 123H117V122H116ZM119 123H120V122H119ZM121 123H122V122H121ZM121 123H120V124H121ZM126 123H128V122H126ZM143 123H144V124H143ZM147 123H148V122H147ZM147 123H146V125H147ZM159 123L157 122L156 124H158V125H156V126H160ZM200 123H202V122H199V125H200ZM132 124H133V123H132ZM148 124H149V123H148ZM167 124H166V125H167ZM173 124H174V123H173ZM188 124H187V123L184 124V125H186V128H185L186 130H183V129H182V130H183V131H182V130H180L181 128H180L179 130L182 131V132L185 131L184 133H187L186 131H187V130L189 131V129H190V128L188 129V126H189ZM214 124H215V123H214ZM89 125H90V124H89ZM94 125H95V124H94ZM115 125H116V124H115ZM134 125H135V123H134L133 125H131V126H132V127H131V129H132L131 131H133V132L135 133V131H137V130H136L134 127L137 128L138 124H137V126H134ZM150 125H153V123H152V124L150 123L148 126H150ZM163 125H164V123H163ZM171 125H170V126H171ZM187 125H188V126H187ZM192 125H193V124H192ZM201 125H203V124H201ZM206 125H207V123H206ZM241 125H242V124H241ZM247 125H248L247 128L252 127L251 125L249 126V123H247ZM91 126H92V125H91ZM124 126H125V124H124ZM128 126H129V125H128ZM128 126H126V127H128ZM133 126H134V127H133ZM156 126H154V127L152 128V131H153V129H154ZM164 126H165V125H164ZM168 126H169V125H167V127H168ZM174 126L177 127L176 125H174ZM195 126H196V123H194V125H193V128L196 129ZM213 126L210 127L211 129L213 128V131H211L212 133H211V132H207V133H206V131H205L206 126H205V125H204V127H203V126H200V127L198 126L199 128L197 127L198 130L201 129V127L204 128L203 131H205V133H206V134H204V135H207V136L210 135V137H211L212 135L214 136V134H215V136H214L215 138L212 136L211 138L209 137V139L207 140V139H206L207 136L204 137V135H202V133H201V136L204 137L203 140H204V141L206 140V141L209 142L210 139H211V140L213 139V141L210 140V141L213 143V144H211V145H212V146L214 145L212 148H215V146H216V147L218 148L219 152H220V150L222 149V147H223V148L225 147V146L220 145V144H222V143L224 144V143H225V144L227 145L226 141L228 142V144H230V145H228V146H233V145H231V143L234 142V141H232V142H230V141H231L232 139L235 140L234 137H233V136H235V133H234V134H232V133L230 134L231 137H232V138H231L230 135H229V133H230L231 130H229V132H228V131L226 132V133H228L227 135H229V136H227V137H230V138H231L230 141H229L228 139H227V140H224L226 135H225V136L221 135L222 137H224V138H222V139L225 141V142H222V143H221V140L219 139V138H221V136L219 135V136H220V137H219L216 133H214V127H213ZM94 127H95V126H94ZM96 127H97V126H96ZM101 127H102V126H101ZM115 127H116V126H115ZM115 127H114V128H115ZM150 127H151V126H150ZM172 127H173V126H172ZM175 127H174V128H175ZM189 127H190V126H189ZM88 128H89V127H88ZM116 128H117V127H116ZM123 128H124V127H123ZM129 128H130V127H129ZM146 128H148V127L145 126V129H146ZM158 128H159V129H158ZM158 128H157V130H161V129H160L161 127H158ZM177 128H178V127H177ZM191 128H192V127H191ZM193 128L191 129V131L194 130ZM207 128H209V125H207ZM126 129H127V128H126ZM126 129L124 128V130H123V131L121 130V131L124 132ZM133 129H135V130H133ZM143 129H144V128H143ZM145 129H144V130H145ZM165 129H166V128H165ZM167 129H169V128H167ZM167 129H166V130H167ZM250 129H251V128H250ZM250 129H249V131H251ZM88 130H89V129H88ZM103 130H104V129H103ZM103 130H102V131H103ZM110 130H111V129H110ZM118 130H119V126H118ZM127 130H128V129H127ZM138 130L141 131V128H139ZM157 130H156V131H157ZM166 130H161V131H162V132H164V131L166 132ZM175 130H176V129H174V131H175ZM201 130H202V129H201ZM219 130H220V132H222V133H219ZM91 131H92V130H91ZM139 131H138V132H139ZM161 131H160V132H161ZM167 131H168V132H166V133H169V132L172 131V130L169 129V130H167ZM177 131H178V130H177ZM180 131H179V132H180ZM246 131H248V129H246ZM255 131H256V132H255ZM103 132H104V131H103ZM122 132H121V133H122ZM147 132L149 133V132H151V131H147ZM162 132H161V134H163ZM198 132H200V131H198ZM215 132H216V131H215ZM251 132H252V131H251ZM28 133H29V132H28ZM30 133H31V132H30ZM94 133H95V131H94ZM96 133H97V132H96ZM111 133H112V132H111ZM125 133H126V131L124 132V134H125ZM127 133H128V132H127ZM127 133H126L124 136L128 135V137H127V138H129V139H128V140H129L128 143L130 144V142H132L130 145L134 144L135 141L133 142V141H131V139H135V138H137L138 135H136V133H135L136 137H135V136L132 137V135L134 134V133H132L131 136H130L131 138H130V137H129L130 130H129V134H127ZM142 133H144L143 130H142ZM142 133L139 132L138 134H142ZM158 133H159V132H157L156 135H159V134H160V133H159V134H158ZM166 133H164L163 136L166 135V136L168 137L169 135H167ZM208 133H211L212 135H211V134H208ZM99 134H100V132H99ZM117 134H118V133H117ZM146 134H147V133H146ZM151 134H152V133H151ZM175 134H176V133H175ZM187 134H188V133H187ZM187 134H186V135H187ZM189 134H191V133H189ZM192 134H193V133H192ZM192 134H191V135H192ZM249 134L251 135V133H249ZM3 135H4V134H3ZM114 135H115V134H114ZM142 135H145V134H142ZM142 135H140V137H143ZM154 135H155V132H154ZM172 135H174V134H172ZM176 135H177V137H176L175 135H174V136L176 137V140H177V138H178V137L180 138V136L183 135V134H180V135H179V134H176ZM186 135H185L184 137H186ZM191 135H190V136H191ZM216 135H217V137H219V138H217V139H219L218 141H220V142H218V141H217V142L219 143V146H220V147L222 146L221 148L218 147V143H217V145H216V143L214 142V140L216 139ZM236 135H237V133H236ZM29 136H30V135H29ZM84 136H85V135H84ZM84 136H83V137H84ZM109 136H110V135H109ZM166 136H165V139H166ZM174 136H173V137H174ZM188 136H189V135H188ZM192 136H193V135H192ZM192 136H191V137H192ZM247 136H248V134H247ZM89 137H90V135H89ZM89 137H88V138H89ZM100 137H102V135H101ZM121 137H123V135H121ZM144 137H146V139L148 138V136H144ZM149 137H150V136H149ZM151 137H152V135H151ZM158 137H159V136H157V138H158ZM169 137H171V133H170V136H169ZM196 137H197V136H195V137L193 138V140H195ZM7 138H8V137H7ZM84 138H86V137H84ZM93 138H94V137H93ZM104 138H106V137H104ZM104 138H103V139H104ZM115 138H116V137H115ZM119 138H120V137H119ZM182 138H183V137H181L180 139H182ZM198 138L200 139V136L197 137V139H198ZM236 138H237V137H236ZM239 138H240V135H239ZM239 138H238V139H239ZM96 139H97V138H96ZM98 139H99V138H98ZM110 139H111V138H110ZM121 139H122V138H121ZM152 139H153V138H152ZM160 139H161V141L163 140L162 137H159V140H160ZM168 139H169V138H167L166 140L168 141ZM171 139H172V137L170 138V140H171ZM183 139H184V138H183ZM185 139H187V138H185ZM199 139H198V140H199ZM238 139H237V140H238ZM135 140H136V139H135ZM138 140L140 141L141 139L138 138ZM149 140H151V139H149ZM173 140H174V139H173ZM173 140H171V141L173 142V143H172V142H171V143L174 144V145H176V142H174V141H176V140H174V141H173ZM178 140H179V139H178ZM187 140H191V141H193L191 138H190V139L188 138ZM187 140L184 141L185 144L188 142ZM201 140H202V139H201ZM203 140H202V142H203ZM21 141H22V140H21ZM97 141H98V140H97ZM101 141H102V139H101ZM112 141H113V140H112ZM123 141H124V140H123ZM145 141H146V140H144V142H145ZM157 141H158V139H157ZM161 141H160V142H161ZM186 141H187V142H186ZM195 141H196V140H195ZM206 141L203 142L204 147H205V148H206L207 146L210 147V143H207V145H206ZM251 141H252V140H251ZM19 142H20V140H19ZM102 142H103V141H102ZM136 142H138V141H136ZM140 142H141V141H140ZM140 142H138V144H139ZM144 142H143V143H144ZM148 142H149V141H148ZM151 142H152V141H151ZM154 142H155V140H154ZM163 142H164V141H163ZM165 142H166V141H165ZM165 142H164V144L161 142V143L163 144L164 147H165V145H166ZM179 142H180V140H179ZM182 142H183V141H182ZM184 142H183V144L180 143V146L183 145V147L185 148V146H184ZM189 142H190V141H189ZM196 142H198V141H196ZM199 142H200V141H199ZM240 142H241V138H240V141H237V143H236V140H235V143H236L237 145H238ZM30 143H31V142H30ZM113 143H114V142H113ZM120 143H121V142H120ZM141 143H142V142H141ZM158 143H159V142H158ZM192 143H193V142H192ZM214 143H215V144H214ZM28 144H29V143H28ZM96 144H97V143H96ZM109 144H110V143H109ZM138 144H137V148H138L139 146L142 148V147L145 145V143H144V145L142 144L143 146L140 145V144H139V146H138ZM153 144H155V143L148 144V146H149V145H153ZM190 144H191V143H190ZM197 144H198V143H196V146H195V147H198V149H199V148H200V147H199L200 144H199V145H197ZM208 144H209V145H208ZM232 144H233V143H232ZM236 144H235V145H236ZM111 145H113V144H111ZM114 145L116 146V144H114ZM124 145H125V144H124ZM177 145H178V144H177ZM188 145H189V144L187 143L186 146H188ZM191 145H192V144H191ZM201 145H202V144H201ZM203 145H202V146H203ZM237 145H236V147H237ZM19 146H20V145H19ZM108 146H109V145H108ZM158 146H159V145H158ZM160 146L163 147L161 144H160ZM228 146H226V148H227ZM247 146H249L248 143L242 141V143H240L238 147H239V150H240V147H241V148H242V151H243L245 148H247ZM130 147H132V146H130ZM133 147H135V145H134ZM146 147H147V145L145 146V148H146ZM154 147H155V146H154ZM171 147H172V146H170V148L168 147V149H170L169 151L172 150ZM175 147H176V146H175ZM177 147H179V145H178ZM188 147H189V146H188ZM193 147H194V146H193ZM193 147L191 148V146H190L189 148L193 149ZM195 147H194V148H195ZM204 147H202V148H204ZM209 147L207 148L208 151H209V149H210ZM116 148H117V147H116ZM116 148H114V150H115ZM121 148H122V146H121ZM124 148H125V147H124ZM145 148L143 147V149H144L145 152H146V151H148V150H146V149H150V146L147 147L146 149H145ZM156 148H157V145H156ZM158 148H159V147H158ZM181 148H182V147H181ZM212 148H211V149H212ZM217 148H215V149H217ZM259 148L261 149V151H263V150H262V147H259ZM23 149H24V148H23ZM110 149H112V148H110ZM122 149H123V148H122ZM138 149H139V148H138ZM159 149H160V148H159ZM162 149H163V148H162ZM182 149H183V148H182ZM211 149H210V150H211ZM227 149H231V147H230V148H227ZM227 149H224L223 151L226 152L225 150H227ZM232 149H233V148H232ZM234 149H235V148H234ZM236 149H238V148H236ZM107 150H109V149H107ZM123 150H124V149H123ZM152 150H153V148H152ZM166 150H167V148L165 147V152H166ZM199 150H200L199 153L201 154V149H199ZM202 150H203V149H202ZM212 150H213V149H212ZM212 150H211V151H212ZM22 151H23V150H22ZM121 151H122V150H121ZM133 151L135 152V151H137V150L135 149V150H133ZM138 151H140V149H139ZM141 151H142V150H141ZM150 151H151V150H150ZM156 151H157V150H156ZM163 151H164V150H163ZM174 151H175V150H173V153H174ZM178 151H179V150H178ZM187 151H188V150H187ZM193 151H194V152H193ZM204 151L206 152V150H204ZM204 151H203V155H204ZM211 151H209V152L211 153ZM223 151H221V152H223ZM228 151H231V150H228ZM235 151H236V150H235ZM242 151L240 150L239 152H242ZM20 152H21V151H20ZM47 152H48V151H47ZM116 152H117L116 156H118V155H120V154L122 153V152L120 153V150H118V151H116ZM116 152H115V153H116ZM118 152H119V153H118ZM123 152H124V151H123ZM148 152H149V151H148ZM148 152H147V153H148ZM167 152H168V151H167ZM176 152H177V149H176V151H175L174 154H176ZM188 152H189V151H188ZM188 152L186 153V151H184L183 153H186V156H189V155H187ZM192 152L195 154V149L192 150ZM209 152H208V155H209ZM221 152H220V154H223V153H224V152H223V153H221ZM239 152H238V153H239ZM244 152L246 153V151H244ZM24 153H25V152H24ZM24 153H23V154H24ZM26 153H27V152H26ZM110 153H111V151H110ZM115 153H114V154H115ZM126 153H127V155L130 154V156H131V153H133V152L128 150V152H126ZM128 153H129V154H128ZM135 153H136V152H135ZM137 153H138V152H137ZM140 153H142V152H140ZM140 153H138V154H140ZM143 153H144V151H143ZM147 153H144V156H145V154H147ZM158 153H160V152H158ZM158 153H157V154H158ZM171 153H172V152H171ZM228 153H229L228 155L230 156V152H228ZM231 153L234 154L233 152H231ZM238 153L236 152V155H237ZM248 153H249V152H247L245 155H247ZM133 154H134V153H133ZM138 154H137V155H138ZM149 154H150V153H148L147 155L149 156ZM154 154H155V153H154ZM157 154L155 155V157H157ZM168 154H169V153H168ZM168 154H167V153H166V154L164 153V155H166V156H167ZM177 154H178V153H177ZM179 154H182V153L179 152ZM179 154H178V155H179ZM194 154H193V155H194ZM211 154H212V153H211ZM211 154H210V157H211ZM224 154H225V153H224ZM224 154L222 155L223 160H225V159H224V156H226V155H224ZM241 154H243V152L240 153V154H238V155H239V156H242ZM258 154H259V153H258ZM261 154H262V156H263L264 153L261 152ZM14 155H15V154H14ZM17 155H18V154H17ZM26 155H27V154H26ZM112 155H113V154H112ZM121 155H122V154H121ZM121 155H120V157H116V159H117V158H121V161H119V159H118V161H119V162H122V161L124 160V162H122V163H125V159H128V158L125 157L124 159H122L123 156H121ZM123 155H125V154H123ZM140 155H141V156H140ZM140 155H139L138 157L142 158V155H143V154H140ZM158 155H159V154H158ZM164 155H162L161 157H162L163 159H166V158H164ZM193 155H190V156H193ZM201 155H202V154H201ZM203 155H202V156H203ZM212 155H214V153H213ZM245 155H244L243 158L246 157ZM27 156H28V155H27ZM109 156H111V155H109ZM114 156H115V155H114ZM114 156H113V157H114ZM133 156H134V155H133ZM170 156H171V155H170ZM170 156H169V157H170ZM174 156H175V155H174ZM180 156H181V155H180ZM186 156H185V157H186ZM190 156L187 158V160L190 158ZM205 156H206V155H205ZM215 156H216V154L214 155V157H215ZM232 156H233V155H232ZM260 156H261V155H260ZM262 156H261V157H262ZM13 157H14V156H13ZM138 157H135V159H136V158H137V159L134 160V161H136V163H137V162H138V163H139V162L141 163V159H140L139 161H137V160L139 159ZM145 157H146V156H145ZM171 157H172V156H171ZM178 157H179V156H177L176 158H178ZM181 157H182V158H181ZM181 157H180V158H181V160H182V159H183V156H181ZM198 157H199V155H198ZM198 157H197V155H195V158H193V159H196V158H198ZM200 157H201V156H200ZM210 157H207V156H206V158H205V157H204V158H205L206 160H207V158L210 160ZM230 157H231V156H230ZM149 158H151V157L149 156ZM157 158H160V157H157ZM162 158H160L161 160H160V159H158V161L156 160V162H157L158 165H157L156 162H155V163H154L155 165H153V166H155L154 169H156V166H158V168L160 169V168H162V167H160V166L163 165V167H164L165 170H166V167H165V166H166V164H165L166 161H164L165 163L163 162V164H161L162 161H163ZM218 158H219V159H218ZM218 158L215 159V160H216V161H220V163H218L219 165H220L221 163L226 165V163H224L225 161H221V160H220L221 157H219V154H218ZM227 158H228V157H227ZM232 158H234V157H232ZM237 158H238V157H237ZM241 158H242V157H241ZM243 158H242V159H243ZM248 158H249V157H248ZM14 159H15V158H14ZM29 159H30V157H28V161H29ZM131 159H132V157H131ZM133 159H134V157H133ZM133 159H132V160H133ZM155 159H156V158H154L153 161H154ZM167 159H168V158H167ZM174 159H175V158H174ZM238 159H240V158H238ZM249 159H250V158H249ZM19 160H20V159H19ZM144 160H145V159H144ZM169 160L171 161V159H169ZM184 160H186V159H184ZM191 160H192V158H191ZM199 160H200V159H199ZM199 160L197 159V162H199V163H200V161H202V162L204 161V159H203V160L201 159L200 161H199ZM243 160H244V159H243ZM243 160H242V161H243ZM246 160H247V159H246ZM251 160H252V159H251ZM263 160H264V159H263ZM109 161H110V160H109ZM113 161H115V160H113ZM128 161H129V160H127V162H126V166L128 165L130 169H133V167L135 168L134 165H133V167H132L131 164H128V163H131L130 161H129V162H128ZM134 161H133V162H134ZM151 161H152V160H151ZM160 161H161V162H160ZM179 161H180V160H179ZM179 161H178V162H179ZM188 161H190V160H188ZM207 161H208V160H207ZM207 161H206V162H207ZM210 161H211V160H210ZM210 161L207 162V164H210V165H211ZM212 161H214V160H212ZM212 161H211V162H212ZM228 161H229V160H228ZM228 161H226V162H228ZM30 162H31V161H30ZM116 162H117V161H115V162H113V163H116ZM174 162H176V161H174ZM180 162H181V161H180ZM180 162H179V163H180ZM185 162H186V161H185ZM238 162H239V161H238ZM34 163H35V162H34ZM140 163H139V164H140ZM148 163H150V162H148ZM148 163H147V164H148ZM170 163H172V161H171ZM179 163H177V164H178L177 166H179ZM189 163H190V162H189ZM191 163H192V161H191ZM193 163H194V161H193ZM199 163H198V164H199ZM203 163L205 164V162H203ZM232 163H233V162H232ZM251 163H252V162H251ZM251 163H250V164H251ZM31 164H32V163H31ZM96 164H97V163H96ZM116 164H117V163H116ZM133 164H134V163H133ZM145 164H146V163H145ZM147 164H146V165H147ZM160 164H161V165H160ZM164 164H165V166H164ZM180 164H181V163H180ZM183 164H184V163H183ZM212 164L215 165L213 162H212ZM222 164H221V167H222ZM227 164H229V167H230V161H229V163H227ZM159 165H160V166H159ZM167 165H168V164H167ZM196 165H197V164H196ZM216 165H217V164H216ZM225 165H224V166H225ZM231 165H232V164H231ZM243 165H245V162H244ZM243 165H242V166H243ZM24 166H25V165H24ZM116 166H118V165H116ZM150 166H152L151 163H150ZM150 166H149V168H148V166H147V167L145 166V167L148 168V170L151 169L152 172H153V169H152L153 167L150 168ZM170 166H171V165H170ZM174 166H175V165H174ZM174 166L172 165V168H171V169H173ZM203 166H204V168H206V165H203ZM227 166H228V165H227ZM141 167H142V166H141ZM143 167H144V166H143ZM180 167H182V166L180 165ZM212 167H213V166H212ZM215 167H216V166H214L213 168H215ZM229 167H227V169H226L225 167H222L223 169L225 168V169L228 171V172H227V171L225 170L227 174H229V170L231 171V169H230ZM232 167H233V166H232ZM232 167H231V168H232ZM243 167H245V166H243ZM247 167H248V165H247ZM116 168H117V167H116ZM122 168H123V167H122ZM139 168H140V166H139ZM158 168H157V169H158ZM187 168H188V167H187ZM189 168H190V167H189ZM204 168H203V169H204ZM207 168H208V167H207ZM228 168H229V169H228ZM162 169H163V168H162ZM174 169H175V168H174ZM174 169H173V170H174ZM176 169L179 170V167L176 168ZM183 169H184V168H183ZM196 169H197V168H195V170H196ZM199 169H202V166H201ZM22 170H23V169H22ZM135 170H136V169H135ZM138 170H139V169H138ZM140 170H141V168H140ZM142 170H143L144 173H145V168H143ZM148 170H147V171H148ZM163 170H164V169H163ZM165 170H164L163 172H165ZM168 170H169V167H168ZM190 170H191V169H190ZM18 171H19V170H18ZM119 171H120V170H119ZM132 171H133V170H132ZM132 171H131V172H132ZM149 171H150V170H149ZM157 171H158V170H157ZM160 171L162 172L161 169H160ZM191 171H192V170H191ZM223 171H224V170H223ZM235 171H236V170H235ZM235 171H233V172L235 173ZM243 171H245V169H244ZM22 172H23V171H22ZM109 172H110V171H109ZM117 172H118V170H117ZM121 172H123V171H121ZM155 172H156V170H155ZM163 172H162V173H163ZM176 172H177V171H175V174H177ZM180 172H181V171H180ZM184 172H185V171H184ZM188 172H189V174H190V171H188ZM194 172H195V171H194ZM216 172H218V171H215V173H216ZM221 172H222V171H221ZM196 173H197V172H196ZM196 173H195V174H196ZM200 173H201V172H200ZM200 173H199V176L202 177V175H200ZM209 173H210V172H209ZM223 173H224V172H223ZM226 173H225V174H226ZM231 173H232V172H231ZM7 174H8V173H7ZM122 174H123V173H122ZM129 174H130V173H129ZM145 174L149 175L148 173H145ZM145 174H144V175H145ZM150 174H151V173H150ZM152 174H155V173H152ZM152 174H151V175H152ZM157 174H158V172H157ZM170 174L172 175L173 173L170 172ZM180 174H181V173H180ZM192 174H193V173H192ZM212 174H214V172H213ZM212 174H209V175L211 176ZM218 174H219V172H218ZM237 174H238V173H237ZM65 175H66V174H65ZM116 175H117V174H116ZM120 175H121V173H119V176H120ZM139 175H140V173L138 174V176H139ZM155 175H156V174H155ZM155 175L151 176L152 179H151V178H148L149 176H148V177L146 176V177L148 178V179H147L148 181H145V182H147V183H146L147 185L149 184L148 182H150L149 180H150V179L153 180V177H154ZM161 175H162V174H161ZM165 175H167V174L165 173ZM186 175H187L186 173H185V175L183 174V177H182V178L184 179L185 177H188V176H190L191 174L188 175V176H186ZM193 175H194V174H193ZM196 175H198V174H196ZM215 175H216V174H215ZM215 175H214V176H215ZM223 175H224V174H223ZM247 175H248V174H247ZM13 176H14V175H13ZM20 176H21V174H20ZM112 176H113V175H112ZM123 176H124V177H129V176H126L125 174H124ZM142 176H143V175H142ZM158 176H160V175H157V180H158ZM162 176H163V175H162ZM162 176H161V178L164 179ZM169 176H170V175H169ZM181 176H182V175H180V178H181ZM218 176H221V175L219 174V175H217L216 177H218ZM228 176H229V175H228ZM238 176H239V175H238ZM252 176H253V175H252ZM108 177H109V176H108ZM108 177H107V178H108ZM117 177H118V175H117ZM117 177H116V178H117ZM170 177H171V176H170ZM175 177H177V176H175ZM175 177H174V178H175ZM204 177H205V176H204ZM204 177H203V178H204ZM211 177H212V176H211ZM232 177H234V176H232ZM247 177H248V176H247ZM20 178H21V177H20ZM20 178H19V179H20ZM105 178H106V177H105ZM135 178H136V175H135ZM140 178H141V177H140ZM143 178H145V177H143ZM161 178H159V179H161ZM177 178H178V177H177ZM182 178H181V179H182ZM189 178H191V176L188 177V180H190ZM194 178H196V177H194ZM206 178H207V182H208V177H206ZM220 178H221V180H222V177H220ZM225 178L227 179L228 177H225ZM237 178H238V177H237ZM251 178H252V177H251ZM17 179H18V178H17ZM123 179L126 180V178H123ZM123 179H122V180H123ZM129 179H130V178H129ZM145 179H146V178H145ZM155 179H156V178L154 177V180H153V181H156ZM171 179H172V177H171ZM178 179H179V178H178ZM181 179H179V181H177V183H180V182L182 183L186 178H185L183 181H182ZM201 179H202V178H201ZM209 179H211V178H209ZM213 179H214V177H213ZM213 179H212V181L216 180L215 182L218 181V182L220 183V181H219V180H220L219 177H218V180H217V179H214V180H213ZM102 180H103V179H102ZM113 180H114V179H113ZM117 180H118V178H117ZM120 180H121V177H120ZM122 180H121V182H122ZM134 180L136 181V183H138L137 181H139L138 178H137V180H136V179H134ZM186 180H187V179H186ZM188 180H187V181H188ZM192 180L194 181V185H195V184H196V182H195L196 179H195V180L192 179ZM192 180H191V182H192ZM198 180H199V179H198ZM202 180H204V179H202ZM202 180H201V181H202ZM235 180H236V178H235ZM248 180H249V179H248ZM20 181H21V180H20ZM25 181H27V180H25ZM25 181H24V182H25ZM105 181H106V180H105ZM111 181H112V179H111ZM127 181H128V180H127ZM127 181H124V182L126 183ZM166 181L168 182L167 179H166ZM196 181H197V180H196ZM201 181H200V182H201ZM204 181H205V180H204ZM225 181H226V180H225ZM227 181H228V180H227ZM230 181H232V179H231ZM255 181H256V180H255ZM260 181H261V180H260ZM116 182H118V181H116ZM128 182H131V180H129ZM140 182L142 183L143 181H139L138 184H140ZM163 182H164V181H163ZM188 182H189V181H188ZM191 182L189 183V185L192 184ZM197 182H198V181H197ZM205 182H206V181H205ZM207 182H206V184H208V186H210L211 183L209 184V182H208V183H207ZM218 182H217V183L212 182V183L215 184V185H217ZM222 182H223V180H222ZM249 182L251 183L250 180H249ZM256 182H257V181H256ZM65 183H66V180H65ZM103 183H105V182H103ZM112 183H113V182H112ZM136 183L134 184V186L137 185ZM153 183H154V185H155V183L157 184V183H159V182L157 181V182H153ZM153 183H152V184H153ZM160 183H162V180L160 181ZM168 183H169V182H168ZM181 183H180V184H181ZM184 183H185V182H184ZM186 183H187V182H186ZM201 183H202V184H205V183H203V182H201ZM223 183H224V182H223ZM228 183H229V185H230L231 182H228ZM254 183H255V182H254ZM23 184H24V183H23ZM26 184H27V183H26ZM29 184H30V183H29ZM114 184H115V183H114ZM129 184H130L129 186L132 187L131 183H129ZM143 184H144V183H143ZM143 184H142V186H144ZM152 184H151V186H153ZM172 184H173V182H172ZM172 184H169V186H168V184H166V185H167L168 188H171L170 185H172ZM213 184H212V186H211L212 189H213ZM226 184H227V183H226ZM236 184H237V183H236ZM255 184H257V183H255ZM260 184H261V183H260ZM12 185H13V184H12ZM12 185H11V186H12ZM21 185H22V184H21ZM102 185H103V184H102ZM127 185H128V184H127ZM157 185H158V184H157ZM157 185H155V186H157ZM160 185H161V184H160ZM184 185H186V184H184ZM194 185H193L192 187H196V185H195V186H194ZM197 185H199V183H197ZM215 185H214V186H215ZM223 185H225V184H223ZM27 186H28V185H27ZM139 186H140V185H139ZM142 186H140L139 188L141 189ZM155 186H154L153 188L150 187V188H152V191L155 190V189H157L158 186H157L156 188H155ZM161 186H162V190H163V189L165 190V187L163 188V185H161ZM182 186H183V185H181L180 187H182ZM187 186H188V185L183 186V187L186 189V191H188ZM200 186H201V185H199V188L197 187V188H195V190H194V191H196V190L198 189V191H196V195H197V192H198L199 194H198V196H197L196 198H198V197L200 196V194L202 193V192H201L202 189L212 191V190H210L211 187H210V189H206V188H209L207 185H206L207 187L203 185V186L206 187V188L203 187L202 189H201L202 186H201V187H200ZM235 186H236V185H235ZM254 186H255V185H254ZM22 187H23V186H22ZM115 187H116V185H115ZM118 187H119V186H117V188H118ZM124 187H125V185H124ZM130 187H128V188H129V190H131V193H132V189H133V187H132V188H130ZM172 187H173V186H172ZM178 187H179V185H178ZM183 187H182V188H183ZM231 187H232V185H231ZM250 187H251V186H250ZM259 187H260V186H259ZM13 188H14V187H13ZM13 188H12V189H13ZM32 188H34V187H32ZM121 188H123V187L121 186ZM143 188H144V187H143ZM145 188H146V186H145ZM145 188H144V189H145ZM148 188H149V187H148ZM148 188H147V189H148ZM150 188H149L148 191H150ZM158 188H159V187H158ZM174 188H175L176 191L179 189V188H176L175 186H174ZM184 188H183V191H184ZM189 188H190V187H189ZM214 188H217V187H214ZM219 188H220V187H219ZM224 188L227 189L226 187H224ZM235 188H236V187H235ZM237 188H238V187H237ZM245 188H246V187H245ZM254 188H257V191H258V187H254ZM118 189H119V188H118ZM118 189H116V190H118ZM123 189H124V188H123ZM140 189H139V190H140ZM144 189L140 192V194L144 191ZM147 189H145V190H146L145 192H147ZM200 189H201V190H200ZM222 189H223V188H222ZM222 189H221V190H222ZM229 189H230V187H229ZM238 189H239V188H238ZM238 189H237V190H238ZM157 190H158V189H157ZM157 190H156V191H157ZM162 190H161V187H160L159 191L161 192ZM164 190H163V193H161V195L163 194V196L166 197L165 194H168V193H165V192H167V190H165V191H164ZM168 190H169V189H168ZM181 190H182V189H181ZM192 190H193V189H192ZM205 190H204V191H205ZM217 190H219V189H217ZM25 191H26V190H25ZM25 191H24V192H25ZM100 191H101V190H100ZM120 191H123V190L121 189ZM152 191H151V192H152ZM169 191H170V190H169ZM169 191H168V192H169ZM173 191H174V189H173ZM178 191H180V190H178ZM178 191H177V192L174 191V192H175L174 197H175L176 193H178ZM183 191H182V192H183ZM186 191H184V192L186 193ZM190 191H191V190L189 189V191L186 193V195H185L184 192H183L184 196L181 195L182 192H180V193H178V194L176 195V197L180 194V196H183V197H182V200H183L184 197H187V196H188L187 199H188V201L190 202V204L188 203V206L185 205V204L183 205V204H182L183 202H181L180 204L183 205L182 207L187 206V207H190L191 209H193V208H194L193 203H192V206H191V201H190L191 199L189 200V198H190V197L193 198L195 195H194V196H193L192 194H191V195H190V194L188 195V193H189ZM194 191H193V192H194ZM202 191H203V190H202ZM209 191H207V194H208V193L211 194V192H209ZM225 191H226V190L223 191L224 194L226 193ZM227 191H228V189H227ZM229 191H230V190H229ZM229 191H228V192H229ZM106 192H107V191H106ZM115 192H116V191H115ZM117 192H118V191H117ZM151 192H150V194H152ZM154 192H155V191H154ZM154 192H153V193H154ZM160 192H158V193H160ZM200 192H201V193H200ZM205 192H206V191H205ZM212 192H213V191H212ZM247 192H248V190H247ZM249 192H250V191H249ZM258 192H259V191H258ZM101 193H102V192H101ZM109 193H110V192H109ZM109 193H108V194H109ZM121 193H122V192H120V194H121ZM126 193H127V192L125 191L124 194L127 195ZM138 193H139V192H138ZM143 193H144V192H143ZM143 193H142V194H143ZM164 193H165V194H164ZM171 193H172V190L170 191V195H171L170 197L173 196V194H171ZM203 193H204V192H203ZM203 193H202V194H203ZM216 193H217V192H216V190H215V192H213V194H216ZM245 193H246V192H245ZM253 193H254V192H253ZM253 193H252V194H253ZM263 193H264V192H263ZM11 194H12V193H11ZM99 194H100V193H99ZM122 194H123V193H122ZM140 194H139V196H140ZM150 194L147 193V195H150ZM156 194H157V192H156ZM156 194H155V195H156ZM193 194H195V193H193ZM207 194H206V195H207ZM209 194H208L207 198H208V197L210 198ZM222 194H223V193H222ZM222 194H221V192H220V190H219V194H218V196H217L216 198H214V200L217 199V201H220L221 198L223 197V196H221ZM224 194H223V195H224ZM229 194H230V192L228 193V197H229ZM237 194H238V193L236 192V195H237ZM248 194H249V193H248ZM88 195H89V194H88ZM110 195H111V193L109 194V196H110ZM145 195H146V193H145L144 195H141V197H142V196H145ZM147 195H146L147 198H146V197H144V198L142 197L143 200L145 201V203H146V201H147V203H148V200H147V199L149 198V196H147ZM157 195H158V194H157ZM159 195H160V194H159ZM203 195H205V194H203ZM211 195H212V194H211ZM216 195H217V194H216ZM216 195H212V196L215 197ZM225 195H226V194H225ZM225 195H224V197H227V195H226V196H225ZM239 195H241V194H239ZM255 195H256V194H255ZM15 196H16V195H15ZM107 196H108V195H107ZM109 196H108V199H112V198H111L112 195H111L110 198H109ZM113 196L116 197L115 194H114ZM117 196H118V194H117ZM130 196H131V195H130ZM130 196L128 197V198H129V201H128V202H130V201L132 200V199L130 200V198H131ZM152 196H153V195H152ZM163 196H162V197H163ZM189 196H190V197H189ZM212 196H211L212 199H211V198H210V199H211V201L213 202L214 200H213V197H212ZM233 196H234V195H233ZM249 196H250V195H249ZM7 197H8V196H7ZM95 197H96V195H95ZM118 197H119V196H118ZM120 197L122 198V196H120ZM150 197H151V195H150ZM164 197H163V198H164ZM170 197H169V198H170ZM174 197H173V198H174ZM218 197H221L220 200H218ZM228 197H227V198H223V199H228ZM234 197H235V196H234ZM236 197H237V196H236ZM251 197H252V196H251ZM251 197H250V198H251ZM13 198L15 199L16 197L13 196ZM13 198H12V199H13ZM69 198H70V199H69ZM73 198H74V196H73V197H68V200H72L71 205L74 204V202H75V201H74L75 199L73 200ZM75 198H78V197L76 196ZM104 198H105V197H104ZM116 198H117V197H116ZM121 198H120V199H121ZM138 198H139V197H138ZM145 198H146V200H145ZM157 198H160V200H161V197H160V196L157 197ZM167 198H168V197H167ZM167 198H165V199L167 200ZM177 198H179V196H178ZM196 198H194V199L196 200ZM199 198H200V197H199ZM199 198H198V200H199ZM201 198H205V197H201ZM231 198H232V197H231ZM231 198H230V199H231ZM255 198H256V197H255ZM7 199H8V198H7ZM14 199H13V200H14ZM95 199H96V198H95ZM120 199H119V201H120ZM125 199L127 200L126 197H125ZM134 199H135V198H134ZM151 199L153 200V197H151ZM151 199H149V200H151ZM174 199H175V198H174ZM261 199H262V198H261ZM84 200H85V199H84ZM84 200H83V201H84ZM105 200H106V199H105ZM115 200H116V199H115ZM152 200H151V201H152ZM154 200H155V199H154ZM184 200L186 201V198H185ZM198 200H196V201H198ZM249 200H250V199H249ZM65 201H66V200H65ZM73 201H74V202H73ZM76 201H77V200H76ZM85 201H86V200H85ZM94 201H95V200H94ZM106 201L108 202L109 200H106ZM112 201L114 202L113 199H112ZM112 201H109V202L111 203ZM116 201H117V200H116ZM119 201L117 202L118 204L120 203ZM122 201H123V199H122ZM151 201H150V203H151ZM171 201H172V200H171ZM176 201H177V200H176ZM176 201H175L174 203H175V204H178V203H176ZM180 201H181V200H180ZM205 201L208 202L207 199H206ZM205 201H203V202H205ZM223 201H225V202H224V203L221 202V203L224 204V205H223V206H224L223 208H225V209H228V208H229V207H227V206L233 205L232 202L230 203V201H229V203H227L228 201L226 202V200H223ZM233 201H234V200H233ZM238 201H240V202L242 203V205H241V203L239 202V205H241V206H239L240 208H241L242 206H245V203H246V202H245V201H246L245 199H244V201L242 200L244 203L241 201L240 198H239ZM247 201H248V200H247ZM20 202H21V201H20ZM67 202H69V201H67ZM79 202H80V201H79V198H78V201H77L76 203L80 204ZM102 202H103V201H102ZM102 202H101V203H102ZM107 202H106V203H107ZM153 202H154V201H153ZM157 202H159V201H157ZM168 202H169V201H168ZM199 202H202V201L199 200ZM209 202H210V201H209ZM209 202H208V203H209ZM234 202H235V201H234ZM250 202H251V200H250ZM250 202H249V203H250ZM256 202H258V201H256ZM256 202H254V203L256 204ZM11 203H12V202H11ZM69 203H70V202H69ZM110 203H109V205H110ZM117 203L115 202L114 204L116 205ZM137 203H139L138 200H137ZM137 203H136V201H135V205H137ZM147 203H146V205H147V208H148V204H147ZM166 203H167V202H166ZM172 203H173V202H172ZM185 203H186V202H185ZM195 203H196V202H195ZM216 203H217V202H216ZM216 203L213 202V203L211 204V206H212L213 204L215 205ZM225 203L228 204V205H226ZM249 203H248V204H249ZM251 203H252V202H251ZM251 203L249 204V206H250V205H251V206L253 205V204H251ZM258 203H259V202H258ZM78 204H77V207H79ZM103 204H104V203H103ZM103 204H101V206H100L101 208H102ZM130 204H131V202H130ZM139 204H140V203H139ZM159 204H160V203H159ZM169 204H170V202H169ZM169 204H167L168 207L171 205V204H170V205H169ZM180 204H179L178 206L181 208V205H180ZM198 204H199V203H198ZM204 204L208 205L207 203H204ZM209 204H210V203H209ZM217 204H220V202L217 203ZM217 204H216V206H222V204H221V205H217ZM236 204H237V203H236ZM243 204H244V205H243ZM259 204H260V203H259ZM74 205H75V204H74ZM112 205H113V204H112ZM112 205H111V206H112ZM133 205H134V204H133ZM133 205H131V206L133 207ZM146 205H144L143 207H145ZM152 205H154V206L156 207V203H155V202H154V204H152ZM161 205H162V204H161ZM161 205H160V206L157 205L158 207H156V210H157V208H158V209H161V208H160V207H162ZM167 205H166V206H167ZM200 205H202V206H201L202 208H203L204 206H206V205L203 206V203L200 204ZM237 205H238V204H237ZM72 206H73V205H72ZM105 206L107 207V204H106ZM119 206H120V205H119ZM139 206H140V207H139ZM141 206H142V204H141V205H138V209H137V211L135 210V213H136L137 215H134L135 213L133 212V210H131L133 213L130 211V212L133 214V215L131 214V215H132V218H134V216L138 217L139 215H142V214H141L142 211H146V210H147V208H146L145 210H143V207H141ZM154 206H152V207L154 208ZM178 206L175 205V206L173 207L174 210H175V207L177 208ZM225 206H226V207H225ZM253 206H254V205H253ZM253 206H252V208H253ZM97 207H98V206H97ZM97 207L95 206V210H93V211H96V208H97ZM116 207H117V205L114 207V209H115ZM125 207H126V206H125ZM129 207H130V206H129ZM179 207H178V208H179ZM192 207H193V208H192ZM213 207H215V206H213ZM231 207H232V210H234L233 207H235V206L233 205V206H231ZM231 207H230V208H231ZM246 207H247V206H246ZM246 207H244L245 209H244L243 207H242L241 209H244L245 211H247V210H248V207H247V208H246ZM256 207H257V206H256ZM256 207H254V208L256 209ZM75 208H76V207H75ZM103 208H104V207H103ZM108 208L113 209L112 207H109V206H108ZM136 208H137V206H136ZM140 208L142 209L141 212H140V210H139ZM173 208H172V210H173ZM180 208H179V209H180ZM184 208H185V207H184ZM184 208H181V209H184ZM195 208H198V207L195 206ZM205 208H206V207H205ZM210 208H211V207H210ZM210 208L208 207V209H210ZM215 208H216V210H217V207H215ZM215 208H214V210H215ZM223 208L219 207V209L217 210L218 213L220 212L219 210H221V209L224 211ZM230 208L228 209L229 211H230ZM236 208H238V206H236ZM249 208H251V207H249ZM76 209H77V208H76ZM88 209H89V208H88ZM93 209H94V208H93ZM122 209H124V208L122 207ZM130 209H131V207H130ZM133 209H135V207H134ZM148 209H149V208H148ZM154 209H155V208H154ZM154 209L151 210V211H153V212L156 211V210H154ZM168 209H169V208H168ZM181 209H180V210H181ZM191 209H188V210H191ZM211 209H212V208H211ZM78 210H79V209H78ZM98 210H99V208H98ZM102 210H103V209H102ZM104 210H105V208H104ZM119 210L121 211V207H120V209H119V207H118V209L116 208V210H114V213H117V211H119ZM149 210H150V209H149ZM170 210H171V209H170ZM177 210H178V209H177ZM177 210H175L176 213L173 212V213H174V216H175V214L177 215V214H179V213H181V212H182L181 214H187V213L183 212V210H181L180 212L178 211V213H177ZM184 210H187V209L185 208ZM194 210H195V211H194ZM196 210H197V209H193L194 212H196ZM199 210H200V209H199ZM206 210H207V209H206ZM216 210H215V211H216ZM222 210H221V211H222ZM256 210H257V209H256ZM80 211H81V210H80ZM87 211H88V210H87ZM105 211H106V210H105ZM105 211H103V212L106 213ZM112 211H113V210H112ZM120 211H119V212H120ZM147 211H148V210H147ZM160 211H161V210H160ZM191 211H192V210H191ZM193 211H192V212H193ZM197 211H198V210H197ZM209 211H210V210H209ZM223 211H222V212H223ZM235 211H236V213L238 214L239 211H238V210H235ZM235 211H232V213L230 212V215H232L233 212L235 213ZM237 211H238V212H237ZM240 211H241V210H240ZM250 211L252 212L253 210H250ZM250 211H249V212H250ZM254 211H255V210H254ZM96 212H97V211H96ZM99 212H100V211H99ZM122 212H124V210H122L121 213H122ZM137 212H138V213H137ZM139 212H140V213H139ZM149 212H150V211H148V212H146V213L149 214ZM164 212H165V211H164ZM166 212H167V211H166ZM186 212H187V211H186ZM188 212H190V211H188ZM192 212H190V213L192 214ZM194 212H193V214H192L193 217L198 218V220H199L200 217H198V216H194V215H195ZM213 212H214V211H213ZM222 212H221V213H222ZM225 212H227V210H226ZM249 212H248V213H249ZM251 212H250V213H251ZM81 213H83V215H84V212H83V211H82ZM85 213H86V212H85ZM97 213H98V212H97ZM97 213H95L96 216L100 215V216H98V217L101 218V214L99 213V214L97 215ZM107 213H108V211H107ZM107 213H106V214H107ZM111 213H112V212H111ZM111 213H109V216H110ZM151 213H152V212H150V214H149L150 216H152ZM155 213H156V212L152 213L153 216L155 215ZM161 213H162V212H160V215H161ZM190 213L188 214V216H189V215L191 216ZM198 213H199V212H198ZM200 213H201V212H200ZM210 213H211V212H210ZM214 213H215V212H214ZM214 213H213V214H214ZM221 213H220V214H221ZM236 213H235V214H236ZM240 213L242 214V212H240ZM243 213H244V211H243ZM245 213H246V212H245ZM245 213H244V216H245ZM248 213H247V214H248ZM250 213H249L248 215L246 214V217H247V216H250ZM253 213H254V212H253ZM253 213H252V215H253L252 217H254V214H255V213H254V214H253ZM257 213H259V212H257ZM125 214H126V213H125ZM196 214H197V212H196ZM211 214H212V213H211ZM213 214H212V215H213ZM223 214H227V213H224V212H223ZM228 214H229V213H228ZM85 215H86V214H85ZM102 215H103V214H102ZM113 215H114V214H113ZM121 215H122V214H121ZM143 215H145V212H144ZM164 215H165V214H163V217H164ZM198 215L200 216V214H198ZM201 215H202V214H201ZM207 215H208V214H207ZM207 215H204V214H203L204 219H206ZM212 215H211V216H212ZM214 215H215V214H214ZM216 215H217V214H216ZM239 215H240V214H239ZM242 215H243V214H242ZM256 215H257L258 217L260 216V214H256ZM256 215H255V216H256ZM81 216H82V214H81ZM93 216H94V215H93ZM105 216H106V215H103L102 217H105ZM117 216H118V215H117ZM146 216H147V215H145L144 217H146ZM156 216H158V215L156 214L154 217L156 218ZM179 216H180V215H179ZM183 216H184V215H183ZM183 216L181 215V218H180L182 221H184V220L186 219V218H185L186 215L184 216V218H182ZM188 216H186V217H188ZM211 216H210V217H211ZM220 216H221V215H220ZM224 216H225V217H224ZM88 217H89V216H88ZM88 217H87V218H88ZM110 217H113V216H110ZM115 217H116V215H115ZM124 217H125V216H124ZM140 217H141V216H139V218H138V219H140V220H138V222H140V221H141V222L144 221V220H143L142 218H140ZM160 217H162V215H161ZM163 217H162V219H163ZM193 217H192V219H190V217H189V220H190V221L188 220L189 223H190V222H193V219L195 220V218H193ZM203 217H201L202 219L200 218V220H202L201 222L204 221ZM216 217H219V214H218ZM222 217H224V219L227 218V219H225L226 222H227L228 218H230L231 216H228V215H227V216H226V215H222ZM222 217H221V219H223ZM236 217H237V216H236ZM240 217H242V216L240 215L239 218H240ZM258 217H257V218H258ZM83 218H84V219H82V221L85 220V216H83ZM87 218H86V219H87ZM89 218H90V217H89ZM106 218L108 219V216H107ZM117 218H118V217H117ZM120 218H121V217H120ZM146 218H147V217H146ZM157 218H159V216H158ZM157 218H156V219H157ZM169 218H170V217H169ZM176 218H177V217H176ZM239 218H238V219H239ZM257 218H256V220H257ZM261 218H262V217H261ZM261 218L259 217L258 220L261 219ZM95 219H96V218H95ZM112 219H113V218H112ZM112 219H110V220L112 221ZM118 219H119V218H118ZM136 219H137V218H136ZM148 219H149V218H148ZM148 219H147V221H148ZM152 219H153V217H152ZM159 219H160V218H159ZM170 219H171V218H170ZM183 219H184V220H183ZM187 219H188V218H187ZM187 219H186V220H187ZM221 219L219 218L220 222L217 221V222H218L217 224H219V223L222 224V223H223L224 225H226V227L229 226L228 223H229L231 220H228L229 222H228L227 224H225V223H226V222H224L225 220L223 219V222H222ZM234 219H235V215L233 216L232 220L234 221ZM247 219H248V220L251 219V220H250L251 222H253V221L255 220V219H253V221H252L251 216H250L249 218L247 217ZM91 220H92V219H91ZM93 220H94V219H93ZM102 220H104V219H102ZM105 220H106V219H105ZM108 220H109V219H108ZM108 220H106V221H108ZM116 220H117V219L114 218V222H115ZM120 220H121L120 223H123V222H122V219H120ZM123 220H124V219H123ZM125 220H126V219H125ZM125 220H124V221H125ZM133 220H135V219H133ZM164 220H165V219H164ZM191 220H192V221H191ZM198 220H195V222L197 221L195 224H198V225L201 226L202 224H201V223L199 224V223H198ZM200 220H199V222H200ZM207 220H208V218H207ZM210 220H212V219H210ZM216 220H218V218H216ZM248 220H247V222L249 223ZM95 221H96V220H95ZM99 221H100V223H101V220H98V222H99ZM151 221H152V220H151ZM165 221H166V225H165L164 227H166V226H167V223H168V222H167V219H166ZM165 221H164V222H165ZM170 221H171V220H170ZM172 221H173V220H172ZM179 221H180V220H179ZM188 221H184V222L186 223V222H188ZM208 221H209V220H208ZM208 221H207V222H208ZM233 221H231V222L233 223ZM244 221H245V220H244ZM260 221H261V220H260ZM262 221H263V218H262ZM87 222H88V221H87ZM128 222H129V221H128ZM128 222L126 221L127 224H128ZM133 222H135V221H133ZM138 222H137V224H138ZM141 222H140V223H141ZM144 222H145V221H144ZM148 222H149V221H148ZM161 222L164 223L162 220H161ZM161 222H159V223H160L161 226H163V225L161 224ZM184 222H183V223H184ZM204 222H206V221H204ZM204 222H203V224H204ZM210 222H211V224H212V221H210ZM210 222H209V224H210ZM221 222H222V223H221ZM231 222H230V223H231ZM234 222L237 223L236 220H235ZM247 222H245V224H246ZM256 222H257V221H256ZM85 223H86V222H85ZM92 223H93V222H92ZM100 223H99V225H100ZM103 223H104V222H103ZM116 223H117V221H116ZM124 223H125V222H124ZM124 223H123V224H124ZM140 223H139V224H140ZM145 223H146V222H145ZM149 223H150V222H149ZM152 223H153V221H152ZM152 223H150V224H152ZM169 223H171V222H169ZM169 223H168V226H167V227L169 228L168 231H171V229H173L176 225L173 227L174 224H173V225L171 224V225H172V226H171V225H169ZM213 223H215L214 220H213ZM235 223H234V224H235ZM238 223H240V222H238ZM253 223H254V222H253ZM88 224H90V223L88 222ZM137 224H136V225H137ZM142 224H143V223H141L140 226L143 228V225H144V227H145L147 223H146V224H143V225H142ZM150 224H149V225H150ZM195 224H193V225H195ZM205 224H207V223H205ZM211 224H210V225H211ZM234 224H233V225H234ZM240 224H241L242 226L245 225L244 222H243V224H242V221H241ZM249 224H250V223H249ZM254 224H255V223H254ZM258 224H259V223L257 222V223H256V226H257ZM260 224H261V223H260ZM86 225H87V223H86ZM103 225H104V224H103ZM120 225H121V224H120ZM153 225H154V224H153ZM198 225H197V226H198ZM210 225H209V227H208L207 225H205V226L208 227L209 230H210V229L215 230V229L217 228V227L214 225V226L216 227V228L214 229V227L212 226L213 224L211 225V227H210ZM241 225H240V226H241ZM88 226H89V225H88ZM90 226H91V225H90ZM90 226L88 227L89 230H90V228H91ZM95 226H96V225H95ZM117 226H119V224H118ZM121 226H122V225H121ZM134 226H135V225H134ZM169 226H171V228H170ZM188 226H191V225L188 224ZM195 226H196V225H195ZM195 226H194V227L191 226V228L193 229V228H195ZM203 226H204V225H203ZM203 226H201V227H202V229L200 228L201 230L199 229V226L197 227L199 231H196V228H195L194 230L196 231V233H195V231H194V233L197 235L198 232L201 231V232L204 234V232H203L204 230H203V229H204L205 227L203 228ZM219 226H221V225H219ZM230 226H231V224H230ZM230 226H229V227H230ZM237 226H238V224H237ZM247 226H248V224H246L245 227H247ZM258 226H259V225H258ZM258 226H257V227H258ZM262 226H263V227H260V230H262V229L264 230V225H262ZM84 227H85V226H84ZM101 227H102V224H101ZM111 227H112V226H111ZM158 227H159V226H158ZM167 227H166V228H167ZM172 227H173V228H172ZM212 227H213V228H212ZM222 227H223V226H221V228H222ZM226 227H225V228L223 227L224 230L226 229V232L232 230V229H231L232 226H231V228L227 227V228L230 229V230H228ZM93 228L95 229L94 226H93ZM118 228H120V227H118ZM124 228H125V226H124ZM151 228H153V226H151ZM161 228H162V227H161ZM177 228H178V227H176V229H177ZM185 228H187V227H185ZM218 228H219V227H218ZM243 228H244V227H243ZM249 228H250V227H249ZM249 228H248V229H249ZM91 229H92V228H91ZM94 229H93V231H94ZM132 229H133V228H132ZM138 229H139V228H138ZM145 229H147V228L145 227ZM153 229H154V228H153ZM176 229H175V230H176ZM178 229H180V228H178ZM181 229H183V228L181 227ZM181 229H180V230H181ZM192 229H191V230H192ZM233 229H234V228H233ZM236 229H237V228H236ZM110 230H111V229H110ZM119 230H120V229H119ZM121 230H122V228H121ZM140 230H141V228H140ZM149 230H150V229H149ZM161 230H162V229H161ZM163 230L165 231L166 229L164 228ZM173 230H174V229H173ZM175 230H174V232H175ZM180 230H178L179 233H180V232L182 233L183 230H182V231H180ZM187 230L190 231V229H187ZM213 230H211V231H213ZM222 230H223V229H222ZM224 230L222 231L223 233H225ZM227 230H228V231H227ZM241 230H242V229H241ZM249 230H251V229H249ZM249 230H248V231H249ZM258 230H259V227H258ZM258 230H257V231H258ZM260 230H259L258 232H259L260 234H261V233L264 234V232H261ZM263 230H262V231H263ZM93 231H92V232H93ZM95 231H96V230H95ZM98 231H99V230H98ZM127 231H128V230H127ZM138 231H139V230H138ZM151 231H152V230H151ZM164 231H162V232L164 233ZM192 231H193V230H192ZM192 231H191V232H192ZM205 231H208V230L205 229ZM215 231H217V230H215ZM215 231H214V232H215ZM99 232H101V231H99ZM99 232H98V233H99ZM111 232H113V230H112ZM118 232H119V231H118ZM124 232H125V230H124ZM131 232H132V231H131ZM133 232H134V231H133ZM141 232H143V231H141ZM201 232H200V233H201ZM209 232H210V231H208V233H209ZM258 232H257V234L259 235ZM74 233H75V232H74ZM89 233H90V232H89ZM93 233H94V232H93ZM102 233H103V231H102ZM121 233H123V231H121ZM121 233H120V234H121ZM137 233H138V232H137ZM137 233H136V237H137L136 240H137V239H140L139 237H143L144 235H146V234H144V235L142 236L141 234L139 235V234H137ZM139 233H140V231H139ZM144 233H145V232H144ZM146 233H147V232H146ZM154 233H155V231H154ZM168 233H169V232H168ZM170 233H171V235H172L173 232H170ZM186 233H187V236L189 237V234H188L187 231H186ZM194 233H193V234H194ZM206 233H207V232H206ZM208 233H207L206 235H204V236H206L205 239L207 238V236H208L211 232H210L209 234H208ZM218 233H219V232L217 231V235H216V236H217V239L221 240V238L218 237V236H219ZM228 233L230 234V232H228ZM228 233L226 234V236L229 235ZM234 233H237V232L234 231ZM234 233H232V235H230V238L228 237L227 239H228V240L231 239V237L234 236V235H233ZM246 233H247V232H246ZM254 233H255V232H254ZM110 234H111V233H110ZM116 234H117V233H116ZM125 234H127V233L125 232ZM148 234H149V233H148ZM159 234H160V233H159ZM164 234H165V233H164ZM176 234H177V231H176ZM190 234H191V233H190ZM203 234H202V236H203ZM212 234L214 235L215 233H211V239L209 238V239H210L209 241H211L212 238H213V237H212ZM238 234H239V232H238ZM89 235H91V233H90ZM122 235H123V234H122ZM132 235H133V233H132L131 235L129 234L128 236L133 237ZM137 235H139V237H138ZM166 235H167V234H166ZM179 235H180V234H179ZM198 235H199V234H198ZM198 235H197V236H198ZM248 235H249V234H248ZM248 235H247V236H248ZM251 235H253V234H250L249 237H251ZM261 235H262V234H261ZM91 236H92L91 238L93 239V238H94L93 236H95V235H91ZM111 236H112V235H111ZM116 236H117V235H116ZM128 236H127V237H128ZM146 236H147V235H146ZM149 236H150V235H148V239L151 237V236H150V237H149ZM153 236L156 238L155 234H153ZM159 236H160V235H159ZM163 236H164V235H163ZM192 236H193V235H192ZM192 236H191V237H192ZM204 236H203V239H204ZM209 236H210V235H209ZM216 236H214V238H216ZM220 236H221V235H220ZM237 236H238V235H237ZM239 236H240V235H239ZM256 236H257V235H256ZM263 236H264V235H263ZM77 237H78V236H77ZM86 237H87V236H86ZM86 237H85V238H86ZM95 237H96V236H95ZM174 237H175V236L173 235V238H174ZM193 237H195V236H193ZM200 237H201V235H200ZM259 237H260V236H259ZM79 238H81V237H79ZM116 238H117V237H115V239H116ZM129 238H130V237H129ZM129 238H127V239H129ZM179 238H180V237H179ZM195 238H196V237H195ZM239 238H240V237H239ZM243 238H244V237H243ZM243 238H242V239H243ZM245 238H246V237H245ZM253 238H254V236H253ZM125 239H126V238H125ZM141 239H142V238H141ZM145 239H146V237L143 238L142 241H144ZM152 239H153V238H152ZM165 239H167V238H165ZM193 239H194V238H193ZM201 239H202V237H201ZM201 239H200V241L203 240V239H202V240H201ZM217 239H215V240H217ZM222 239H223V237H222ZM95 240H96V239L94 238V241H95ZM97 240H98V239H97ZM97 240H96V241H97ZM107 240H108V238L106 239V241H107ZM110 240H111V239H110ZM122 240H123V239H122ZM132 240H134V238H133ZM132 240L129 239L128 241H131V242H132ZM146 240H147V239H146ZM150 240H151V238H150ZM150 240H149V241H150ZM170 240H171V238H170ZM176 240H177V239H176ZM189 240H190V237H189ZM207 240H208V239H207ZM207 240H206V243H208V244H206V245L211 246L210 243H211V242L213 243L214 239H213L210 243L207 242ZM247 240H248V239H247ZM254 240H255V239H254ZM256 240H257L256 242L259 241L258 236H257V239H256ZM260 240H261V237H260ZM96 241H95V242H96ZM117 241H118V240L116 239V242H117ZM128 241H127V242H128ZM139 241H140V240H139ZM157 241H158V244H157V242H156V243H154V245H155V244H157V245H159V246L162 245V247L165 245V244L163 243V240H162V243H163V244H161V245H160L158 239H157ZM160 241H161V240H160ZM166 241H168V240H166ZM191 241H192V244H193V243L195 244L198 240H194V241H193L192 238H191V240H190L189 242L191 243ZM200 241H199V242H200ZM203 241H204V240H203ZM203 241H202V242H203ZM231 241H232V240H231ZM234 241H236V240H234ZM238 241H239V240H238ZM241 241H242V240H241ZM244 241H245V240H244ZM89 242H90V241H89ZM127 242L123 241V243H125V244H126ZM140 242H141V241H140ZM140 242H139L138 244H140ZM144 242H146V241H144ZM144 242H141V243H144ZM154 242H155V241H154ZM172 242L174 243L173 240H172ZM218 242H219V241H218ZM260 242H261V241H259V244H260ZM85 243H86V242H85ZM97 243H99V241H98ZM97 243H95V244H97ZM136 243H137V241H136ZM147 243H148V241H147ZM168 243H169V242H168ZM200 243H201V242H200ZM200 243H199V244H200ZM204 243H205V242H204ZM204 243H203V244H204ZM216 243H217V242H216ZM221 243H222V241L219 242V244H220L219 247H221ZM236 243H239V242H236ZM261 243H262V242H261ZM113 244H114V243H113ZM115 244H116V243H115ZM133 244H134V243H132L131 245L133 246ZM144 244H145V243H144ZM171 244H172V243H171ZM171 244H169V246H170ZM174 244H175V243H174ZM174 244H173V246H172L173 248L175 247ZM201 244H202V243H201ZM203 244H202V245H203ZM219 244H218V245H219ZM231 244H232V243H231ZM256 244H257V243H256ZM85 245H86V244H85ZM91 245H92V244H91ZM93 245H94V244H93ZM98 245H101V243H99ZM141 245H142V244H141ZM148 245H149V243H148ZM148 245H147V246H148ZM154 245H153V246H154ZM157 245H155V247H156ZM175 245H176V244H175ZM223 245H225V244H223ZM87 246H88V245H87ZM101 246H104V244H102ZM101 246H100V247H101ZM123 246H124V245H123ZM128 246H129V243H128ZM134 246H135V245H134ZM139 246H140V245H139ZM147 246H146V248H147ZM153 246H152V247H153ZM199 246H200V249L198 248V250H202V249H201V245H199ZM199 246H198V247H199ZM208 246H206V247H208ZM229 246L231 247V245H229ZM244 246H245V245H244ZM259 246L261 247V245H258V247H259ZM88 247H91V246H88ZM92 247L94 248L95 246H92ZM100 247H99V248H100ZM104 247H106V246H104ZM104 247L102 248V251H103ZM110 247H111V246H110ZM129 247H131V246H129ZM150 247H151V246L149 245V247H148L149 249H145V251H150V250L152 251V248L150 249ZM155 247H153V248L155 249ZM162 247H160V248H162ZM164 247H165V246H164ZM166 247H167V244H166ZM193 247H194V246H193ZM211 247H213V245H212ZM214 247H215V246H214ZM225 247H226V246H225ZM241 247H242V246H241ZM112 248H113V247H112ZM120 248L122 249V247H120ZM141 248H142V246H140V249H141ZM156 248H157V250H158L159 247L157 246ZM176 248H177V246H176ZM194 248H195V247H194ZM202 248L205 249L204 246H202ZM208 248H209V247H208ZM222 248H223V247H222ZM226 248H227V247H226ZM131 249H132V247H131ZM164 249H165V248H164ZM164 249H163V250H159L160 253L157 251V252H158V255H159V254L161 255V252H164V251H165ZM169 249H170V247H169ZM169 249L166 248V250H168V252H169L170 250H171V251L174 250V249H173V250H172V249L169 250ZM209 249H210V248H209ZM214 249H215V248H214ZM224 249H225V248H224ZM227 249H229V247H228ZM236 249H237V247H236ZM259 249H260V248H259ZM259 249H258V250H259ZM261 249H262V248H261ZM132 250H133V249H132ZM190 250H191V249H190ZM216 250H219V249L217 248ZM222 250H223V249H222ZM244 250H245V249H244ZM251 250H252V249H251ZM251 250H250L248 253H250ZM24 251H25V250H24ZM84 251H86V250H84ZM90 251H92V249H91ZM113 251H114V250H113ZM130 251H131V250H130ZM141 251H142V250H141ZM154 251H155V250H154ZM171 251H170V252H171ZM175 251H177V250H175ZM192 251H193V250H191V252H192ZM202 251H203V250H202ZM202 251H201V252H202ZM212 251H214L213 248H212L211 251L209 250L210 253H211ZM241 251H242V249H241ZM252 251H253V250H252ZM255 251H256V250H255ZM94 252H95V250H94ZM104 252L106 253L107 250L104 251ZM111 252H112V251H111ZM124 252H125V250H124ZM128 252H129V250H128ZM165 252H166V251H165ZM168 252H167V253H168ZM225 252H226V251H225ZM229 252H231V250H230ZM232 252H234V251H232ZM261 252H262V250H261ZM101 253H102V252H101ZM134 253H135V252H133V254H134ZM149 253H150V252H148V254L146 253V254H147L146 256H148ZM167 253H165V254H167ZM179 253H180V252H179ZM216 253H217V252H216ZM219 253H221V251H220ZM219 253H217V259H216V260L214 259L215 261H217V260L220 261V260H221V259H218V258L221 257V256H220V257L218 256ZM262 253H264V252H262ZM88 254H89V253H88ZM91 254H92V253H91ZM112 254H114V253H112ZM112 254H111V257H112ZM118 254H119V253H118ZM129 254H130V253H129ZM129 254H127V255H129ZM131 254H132V252H131ZM133 254H132V255H133ZM136 254H137V253H136ZM139 254H140V253H139ZM141 254L143 255L144 258L146 257V256H144L145 254H143V253H141ZM150 254H151V253H150ZM171 254H172V253H171ZM182 254H183V253H182ZM204 254H205V253H204ZM214 254H215V253H214ZM226 254H227V253H225L224 255H226ZM250 254H251V253H250ZM250 254H249V255H250ZM106 255H107V254H105V255L103 254V256H105V258H106ZM120 255H122V254H120ZM125 255H126V254H125ZM206 255H207V254H206ZM206 255H205V256H206ZM230 255H232V254H230ZM243 255L246 257V253L243 254ZM249 255H248V256H249ZM254 255H255V254H254ZM257 255H258V254H257ZM261 255H262V254H261ZM101 256H102V255H101ZM114 256H116V255H114ZM129 256H130V255H129ZM135 256H136V255H135ZM150 256H151V255H150ZM150 256H149L150 260H151V258H152V260L155 261V259H153V257H154L155 255H153V257H152V256L150 257ZM174 256H175V255H174ZM222 256H223V255H222ZM232 256H233V255H232ZM23 257H24V256H23ZM82 257H83V256H82ZM94 257H95V256H94ZM116 257H117V256H116ZM116 257H115V258H116ZM132 257H133V256H132ZM141 257H142V256H141ZM206 257H208V256H206ZM227 257H228V256H227ZM233 257H234V256H233ZM252 257H253V255H252ZM252 257H250V259H251ZM112 258H113V257H112ZM122 258H123V257H122ZM133 258H134V257H133ZM139 258H140V257H139ZM147 258H148V257H147ZM164 258H165V257H164ZM215 258H216V257H215ZM221 258L223 259V257H221ZM234 258H235V257H234ZM246 258H247V257H246ZM246 258H245V259H246ZM253 258H254V257H253ZM253 258H252V259H253ZM107 259H108V258H107ZM109 259H110V258H109ZM124 259H125V256H124ZM124 259H123V260H124ZM127 259H128V257H127ZM127 259H125V260H127ZM135 259H136V258H134L133 260H135ZM226 259H227V258H225L224 260H226ZM232 259H233V258H232ZM252 259L250 260L251 262H252ZM258 259H259V258H258ZM258 259H257V260H258ZM88 260H89V259H87V261H88ZM143 260H144V259H143ZM147 260L150 261L149 259H145V260H144L145 262H144V261H142V258H140V261H142V263H141V262H140V263H141V264H143V263H144V264H149V263L146 262ZM152 260L150 261V264L155 263V262H152ZM162 260H164V259L162 258ZM166 260H167V259H166ZM197 260H198V259H197ZM263 260H264V259H263ZM109 261H110V260H109ZM121 261H122V259H121ZM136 261H137V260H136ZM226 261H227V260H226ZM250 261H248V263H249ZM115 262H116V260H115ZM119 262H120V261H119ZM128 262H129V261H128ZM133 262H135V261H133ZM133 262H132V264H133ZM161 262H162V261H161ZM223 262H224V261H223ZM238 262H239V261H238ZM122 263H125V262H122ZM122 263H121V264H122ZM135 263H136V262H135ZM135 263H134V264H135ZM140 263H139V264H140ZM197 263H199V262H194V264H197ZM217 263H219V262H217ZM231 263H232V262H231ZM239 263H240V262H239ZM239 263H238V264H239ZM254 263H255V262H254ZM263 263H264V262H263ZM82 264H83V263H82ZM115 264H117V262H116ZM125 264H126V263H125ZM129 264H130V263H129ZM190 264H191V263H190ZM192 264H193V261H192ZM201 264H203V263H201ZM205 264H206V262H205ZM224 264H225V263H224ZM226 264H227V263H226ZM252 264H253V263H252ZM255 264H256V263H255ZM257 264H258V263H257Z\"/></svg>",
  "mask_w": 264,
  "mask_h": 264
},
{
  "label": "built area",
  "instance_id": "built-area-1",
  "mask_svg": "<svg viewBox=\"0 0 264 264\" xmlns=\"http://www.w3.org/2000/svg\"><path fill=\"white\" fill-rule=\"evenodd\" d=\"M26 44H27V47L32 52H34L37 57H39L46 64H48L49 67L53 66L52 64H54L56 62V60L60 58L59 50H64L65 52H68L67 48L65 46H63V41L61 40V38L57 34H53V35L48 34V35H44V36H39V35L37 36L34 34H32V35L30 34L28 39H27ZM64 56H66V55L64 54ZM62 63H64V62H62ZM50 71H52V72L54 71V74L57 77L61 76L60 78H62L61 73L56 74L54 69H52ZM66 76H68V74ZM66 76L64 75L63 77L65 78ZM2 154H3V151L0 150V155H2ZM0 158H1V156H0ZM1 167L5 168L4 166H1ZM8 179L9 178L7 177V174H0V186L2 185L4 187H7L8 186L7 180Z\"/></svg>",
  "mask_w": 264,
  "mask_h": 264
}]
</instances>
